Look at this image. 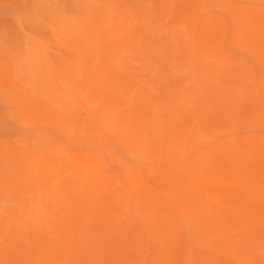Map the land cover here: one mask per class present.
<instances>
[{
	"label": "rangeland",
	"instance_id": "rangeland-1",
	"mask_svg": "<svg viewBox=\"0 0 264 264\" xmlns=\"http://www.w3.org/2000/svg\"><path fill=\"white\" fill-rule=\"evenodd\" d=\"M68 1L71 4L73 1V4L68 5ZM98 1L103 3L101 4ZM75 2L78 3L76 5L77 7L75 6ZM117 2L118 0H112V1L106 0V2L105 0L104 1L103 0H83V1L82 0L79 1L77 0H62V1L61 0H44V1L43 0H0V66L3 67V68L0 67V69L2 68L0 70V183L1 182L3 183L5 181L4 182L5 187L7 186V188H5L4 185H1L2 183L0 184V187L5 189L4 190L0 188L2 189L0 190V193L3 192V194L0 195V212L2 211L0 215V232H1L0 235L4 236V233L2 234V231L5 232V236L3 237V239L0 238V247H1L0 252L2 253L3 251V253H6V250H8L7 252L9 254L6 253L5 254L6 256L4 255L3 257H6L8 259V256L10 255V257L14 258V260L13 259L10 260L9 257L8 260L9 262L6 259V261L9 264H22L21 261L23 262V260L25 259H29L30 261L31 260L33 261L29 262V260L28 261L26 260L23 262V264H27L25 262H29V264L31 263L34 264L33 262L35 261L40 262V264L41 263L42 264L45 263L47 264H78L79 263L80 264V262L81 264H84L83 261H85V264L88 263L94 264V261L95 263L97 262V264H139V263L140 264L141 263L142 264H188V263L189 264H264V196H263L264 195V130H263L264 129V97H263L264 96V69H263L264 65L262 66V64H264V21H263L264 0H130L127 1L126 4H124L125 0L124 2H122V0L121 1L119 0V3L121 2L122 5ZM105 3H108L107 4L108 6L107 5L104 6ZM129 3L131 4V6H129ZM118 4L119 6L121 5L119 7L121 10L118 9ZM132 6L133 7L136 6V7L134 9H131L133 8ZM100 7L102 8V11ZM108 7L111 9H109ZM98 8L100 9L98 10ZM137 8L139 10H137ZM80 9H82L83 12ZM116 9L118 10V12L121 11V13L117 14L115 11ZM174 9L177 10L175 13H174L175 11ZM104 10L105 12H109L106 13L108 15H106L105 12L102 13ZM111 10L113 11V13H111L112 12ZM98 11H101V14L103 15H100V12ZM148 11L150 12L148 13ZM160 11L163 13L162 16H160L161 15ZM158 12L159 14L157 15ZM98 14L100 15V17L102 16L101 19L104 21H105L104 17L108 16L109 21L108 18H106L107 20L106 22H108L109 24L103 21L105 23L104 25V23H102V20L99 18ZM136 14L138 16H135ZM260 15H262V17ZM45 17L47 20L44 19ZM155 17L157 19H159V17L162 19L160 21L157 20ZM169 17L170 19L171 17L173 19L169 20L168 19ZM143 18L145 19V23ZM163 19H165L163 21L164 23L162 22ZM110 20L111 22H114L115 25L114 23H111ZM123 20L126 25L123 23ZM127 20L130 22V23L128 22V25H127ZM139 21L141 22V24ZM156 21H159L161 25L158 24V22ZM170 21L172 23H170ZM27 22L28 24L26 25ZM118 22L120 23V26L118 25L119 24ZM146 23L147 25L143 26ZM81 24H83L84 26ZM22 25L24 27L26 26L25 27L26 30L24 27H21ZM50 25L51 26L55 25L54 27L56 31L54 30V27L52 26L53 27L52 28ZM110 25H112L110 27L111 29L109 28ZM135 25L139 26L140 29L143 28L142 31L145 30L143 31L144 33H142L139 27ZM148 25L150 27L153 26L152 27L153 30L156 29L158 31L159 28H161V30L162 28H164L165 30L163 29L161 31L159 29L160 30L159 33L157 31H152L151 33L154 32V34L153 35L151 34L152 35L151 36L148 31L152 30V28L148 27ZM159 25L161 27H159ZM166 25L168 26V30H167L168 33L166 32L167 29ZM74 26L75 27L78 26V27L75 28ZM81 26H83L82 30H85L86 36L84 34V31L83 32L81 31ZM239 26L242 27L238 28ZM87 27L89 28V32L91 31V33L88 32V34H90L89 36L86 33L88 30ZM104 27L105 28L107 27L108 30L105 29ZM116 27H119V33L115 32L118 31ZM129 27H131V29H129ZM146 27L148 28L146 29ZM189 28H191L190 29L191 32L190 30H187ZM198 28H201L200 33ZM237 28L239 31L237 33H239L240 36H237L238 34L235 32ZM96 29H98V31ZM135 29H137L140 33ZM240 29L243 31H241ZM130 30L133 32V35L131 34ZM257 30H259V33H257L258 32ZM146 31L147 34H145ZM28 32L30 33L29 35ZM188 32L190 34H187ZM233 32L236 34H234ZM106 33L108 35H106ZM134 33L137 35H135ZM164 33L166 35L162 37ZM191 34L193 36H191ZM256 34L259 36L257 37ZM91 35L92 37L94 36L93 37L94 39L91 37ZM134 35L136 36V38L134 37ZM200 35L202 36L200 37ZM129 36L130 38H128ZM137 36L139 37L137 38ZM144 36L145 38H143ZM209 36L213 37L212 39L213 42L207 38ZM21 37L23 38L21 39ZM89 37L90 40L92 38L91 42L93 45L92 44L90 45L91 42H89L90 41ZM131 37H133V39H131ZM203 37H205L206 39ZM110 38L113 41H111ZM127 38L129 40H127ZM214 38L219 39L218 43L216 41L217 39L215 40ZM130 39L133 42H131ZM139 39L141 43L143 42L144 43L143 44L140 43L141 45H139L138 44L140 42ZM21 40L23 43L24 42L26 43L24 44L21 43L22 44L21 45L19 43L21 42ZM80 40L84 42V43L82 42V45H80L81 44ZM120 40L121 42L119 43ZM144 40H146L147 42ZM164 40L165 42H163ZM172 40L174 42L176 41L175 42L176 44ZM183 40L186 41L184 42ZM195 40L196 41L198 40V42H196ZM206 40L209 41V43L211 41L212 42L210 43L211 45H209V43H207ZM27 41H29L30 43ZM87 41L89 44L86 43L87 44L86 46L88 47L84 46L85 42ZM205 41L209 46L205 44ZM257 41L260 42L258 43ZM39 42H41L42 44ZM109 42L110 43L112 42L113 44L111 45ZM126 42L129 44L131 42L133 44H130V46H128ZM150 42H152L151 49L149 47ZM169 42L171 45L173 44L172 47H174L175 49L174 48L172 49L171 46L169 45L168 46L169 52H168L167 45ZM162 43L163 46L161 45ZM203 43L206 46H208V48L205 45H203ZM183 44L188 46L187 47L182 46ZM220 44H222L224 47H222ZM75 45H77L78 48L82 47L81 49H84L82 50V52L86 50V52H83L84 55L81 54L82 53L81 50L75 47ZM118 45H121V49H119L120 46ZM153 45L154 47L156 46V49L153 47ZM159 45H161L160 47L162 48V51L165 52V55L161 51ZM219 45L222 48L219 47ZM131 46L133 48H131ZM109 47L112 48L110 52H109L110 50ZM75 48L77 49V51L80 50L79 52L81 53L77 52ZM128 48L133 53L132 52L130 53L128 51L129 50ZM157 48L158 50L159 49L160 50L158 51ZM170 48L172 50H170ZM189 48H191L193 51H191V49ZM25 49L28 52H25L24 51ZM124 49L126 50V53H128L127 54L128 56L132 54L131 55L132 59H130L132 61L131 62L132 66L133 65L134 66L139 65V66L136 67L131 66V68H128L130 63L129 65H127L128 67L126 66V64L128 63H125V66L123 65L125 62L124 60L127 57L125 56L126 53L124 52ZM152 49L154 50L155 53L158 54V56L160 55V57H158L157 54H155ZM41 50H43L44 52H42ZM121 50L125 53V55L121 56L119 54L120 55L119 56L118 54H116L119 51H120L119 53H121L122 52ZM173 50H175L176 52L175 51L173 52ZM144 51H146L145 58L147 60L144 58L145 56ZM151 51L155 55L151 54L152 53ZM19 52L22 57H20ZM147 52L148 55L151 56L150 58L149 57L147 58L148 56ZM23 53H25V55ZM28 53H30V56ZM205 53L207 54L205 55ZM112 54L113 55L115 54V57L116 55H118L116 57L118 59L114 58ZM162 54H163V58L161 56ZM181 54L184 56H181ZM76 55L78 57H76ZM87 55L91 59V61L85 60L87 58L86 57ZM152 55L153 58L155 56L154 59L152 58ZM26 56H28L30 62L29 60L24 59V57L27 59ZM138 56L141 57L137 59ZM79 57L81 58L83 57L85 59L82 58L80 60ZM128 58L130 57H127L126 62H130ZM157 58L159 59V61L157 60ZM21 59L23 60L25 66L22 65L23 62ZM93 59H95L94 60L95 62L94 61L92 62ZM139 59L140 60L142 59L141 60L142 62H140ZM143 59H145L144 62ZM155 59L157 60V62ZM177 59H179L180 61H178ZM82 60H84L85 62H83ZM136 60L137 61L139 60L138 63L139 62L140 63L139 64L136 63L137 62ZM16 61L22 63H18L19 64L18 65ZM76 61H78V63ZM57 62H59V64ZM84 63L86 64L89 63L88 67ZM92 63L93 65H91ZM110 63H112V65L114 66H111ZM57 64L59 65V68ZM78 64L80 65V68H86L85 70L86 72L88 69L89 74L82 72L84 71L82 69L79 70L81 72H78L80 74H76L77 72L75 71L77 70L76 67L78 66L77 68L79 69ZM94 64L95 65L99 64V67H96L97 66L96 65L95 69L99 68L98 70L101 71L100 74L97 73L98 70L96 71V74L95 71L93 74V70H95ZM21 66L26 67V69L24 67L23 69ZM62 66H65L66 68L65 67L62 68ZM15 67L16 69L21 68L23 70L21 71V69H19L18 72H15L17 71ZM54 67L55 69L58 68L59 70L56 71V74L58 73L60 75L61 73L60 76L58 75L59 78H57L56 77L57 75H55V71L53 70ZM60 69H62V71ZM64 69L66 70L65 71L66 74L62 73ZM71 69L74 70V72ZM89 69H92V75H91V71L89 72ZM110 69L116 72L112 73ZM25 70L27 71V74ZM19 71L24 73L21 74V72ZM49 72L52 75L47 74ZM16 73L17 74L20 73V74L17 75ZM252 73L255 74L254 78L252 77ZM71 74H75L73 75L74 77ZM76 75H78L79 77H76ZM87 76L90 77L92 76L91 77L92 80L91 78L90 79L87 78ZM48 77H51L52 79L50 78L49 80ZM67 77L70 78H68L67 80L66 79ZM42 78L43 79L47 78V79L43 80ZM95 78L97 79V81H95L96 80ZM70 79L72 81H70ZM253 79L256 80L255 84ZM47 80H49L50 82L53 81L54 83L52 82V84H50V82ZM61 80L63 81L61 82ZM66 80L68 82L70 81L69 82L70 85L66 82ZM175 80H177L176 84L178 83L179 84L177 87H172L174 86L173 85L174 82L172 81ZM73 81H75L76 83ZM18 82L21 84H19ZM82 82L83 84L81 85L80 83ZM94 83L95 84L98 83V84H96L95 86ZM103 83L106 84V86H104ZM47 85L48 86L52 85V86H49L48 88ZM67 85L68 87H66ZM72 85H74V88L73 87L70 88ZM25 86L26 87L28 86V88H26ZM92 86L96 88L92 89L93 88ZM77 87L80 90L77 89ZM89 87L92 88L90 89ZM102 87L104 89H102ZM106 87L107 88L113 87V88L109 91V89H107ZM120 87H122L123 89L120 90L121 89ZM46 88L48 90H46ZM23 89L26 92L22 91ZM69 89H71V92ZM101 89L104 92L105 90L106 91L108 90V92H105L106 95L104 94V92H102L101 94ZM72 90L75 91V93L77 94L73 93ZM81 90L83 93L81 92ZM114 90H116L115 91L116 93L114 92ZM78 91L82 93V95L80 94L81 97L79 96ZM20 92L23 93L25 96L20 94ZM202 92L205 97L199 95ZM20 95L23 96V97L21 96V99H19ZM26 95L33 96L31 97L32 99L30 98V102H28L30 96H26ZM74 95L77 96V98ZM68 96L70 98H68ZM82 96L84 99L82 98ZM97 96L101 100H98ZM195 96L199 97L200 99L197 97L195 99ZM37 97H39V99ZM92 97H94L95 99ZM102 98L103 100L104 99L105 100L102 101ZM41 99L43 102L41 101ZM13 101L14 102L16 101L17 103L16 102L14 103ZM57 102L58 104L60 103L59 106H57L58 105ZM104 102L108 105L104 104ZM204 104L206 106H204ZM24 105L26 106L28 105V106L26 107ZM55 105L56 107H54ZM78 105L80 108L78 107ZM148 105L150 108L148 107ZM46 107H48V109ZM98 107L101 108L99 109ZM54 108H57L59 111ZM124 108L127 109L129 108L130 112H128L127 109ZM22 110H25V112H21ZM49 110L51 111L47 112ZM56 111L58 112V115ZM80 111L82 113H80ZM66 112L69 114V116ZM84 112L86 114L88 112V114H90L92 117L88 114L87 115L84 114ZM143 112H145V114ZM22 113H25V116L24 114L22 115ZM41 113L44 114L47 113V114L43 116L44 114L41 115ZM59 113L62 115L63 118L64 117L66 118V116L68 117L66 119L65 118L62 119ZM95 113H97V115ZM104 113L106 114L104 115ZM39 114L40 116H38ZM110 114L112 115L109 117ZM54 115L55 117H57L56 119L58 120V123L56 119H54L55 121L51 120L52 123H50L51 121H49V119L55 118ZM93 115L97 116V118L94 119L95 116L93 117ZM59 116L61 119L59 118ZM110 118L113 119H111L110 121L109 120ZM143 119L146 120L143 121ZM69 122L71 126L70 124H68ZM47 123L49 124L50 127L48 126ZM143 125H145V127ZM58 126L60 129L58 128ZM74 126L75 129H73ZM124 126H128V128H130L128 129L129 132H127V129H125L126 127ZM43 127L45 130L46 129L48 130H46V132L44 131V129L39 131ZM71 127L73 131L70 129ZM135 127L137 128V130L139 129V131H137ZM80 130L82 133L79 132ZM90 130L94 132L91 131L92 132L91 133ZM70 131H72L74 135ZM106 131L107 134L109 133L108 135H106ZM78 132L81 134H79ZM185 132H188L187 133L188 135ZM226 132L228 135L226 134ZM75 133H76V137L79 136L80 138L79 137L76 138ZM92 134L93 135L96 134V136L99 135L97 137L98 139L96 138V136H92ZM103 134L106 136H103ZM59 135L63 138H61ZM72 135L75 137V139L74 137L72 138ZM88 135L90 136L88 137ZM141 135L143 136L145 135V136L143 137ZM84 136L88 138H85ZM126 136L127 138L130 137L131 138L127 140ZM134 136H136L137 138L139 137L140 140L138 139L139 141H137V138ZM99 137H101V139ZM39 138H41L42 140ZM82 138L83 140H81ZM76 139L77 140L79 139V141H76ZM106 139H108L109 141ZM181 139L182 141L184 139V141L182 142ZM66 140L69 141L67 142ZM70 140H74V142H71ZM35 141L37 143L39 141L41 146H39V144L37 145ZM129 141H130L129 143L130 145L128 144ZM63 142L67 144L64 143L65 144L64 145ZM75 142L77 144H75ZM198 142L201 143L199 144ZM51 143L54 145V147ZM78 143L80 145H78ZM106 143H108L109 145H107ZM144 143H146L147 145H145ZM179 143L181 144V146ZM196 143H198L200 146ZM68 144L70 147L68 146ZM105 144L108 146V149ZM195 144L199 146V148L196 147ZM50 145L51 148L49 147ZM99 145H103V146H99ZM205 145L207 146L204 148L203 146ZM27 146L29 147L31 146L30 148L31 149L34 148V149L29 150V147L27 149ZM38 146L39 148L41 147L42 148L39 149ZM94 146H96L95 153L96 154L98 153L97 154L98 156L95 153H93ZM109 146H111V148ZM183 146L184 148L186 147L184 149L185 151H183L182 148ZM194 146L196 149H193ZM97 147H99L98 150L101 151L103 154L97 150ZM188 147H190V149ZM22 148L24 150H22ZM47 148L48 150L51 151L46 150ZM18 151H20L19 154L22 159L18 157L16 153ZM49 152L50 153L52 152L53 155L49 154ZM62 152H64L67 156L62 155ZM143 152L145 155H143ZM154 152L157 153L155 159L152 157V155H155ZM159 152H161V154ZM27 153L29 154V156L31 155V157L27 156L28 155ZM48 155L51 157V159L50 157H48ZM86 155L88 158L86 157ZM92 155L96 156V157L93 156V161L96 164L94 162L92 164L91 163L92 161H90L92 160L91 158ZM54 156H58L60 159ZM218 156H220V158ZM73 157L78 161L75 160L76 161L75 162L73 160ZM29 158H31V161ZM167 158H169V160ZM193 158L194 160H192ZM56 159L59 163H57ZM114 159L119 164L121 163L126 164L124 165L126 167V170L131 172L128 173L132 174L133 172V174L137 176L136 177L133 175L134 178L137 179L138 175L140 177L143 175L141 177V180L137 179V181L140 180L138 182L139 185H137L138 184L136 183L137 181L135 182L136 179L131 178L133 176L129 175L127 171L123 169L124 166L122 164L120 166L119 164H117V162H116L117 165L114 163L115 162ZM141 159L143 160V162L144 161L146 162L140 163ZM96 160L99 161L97 162ZM119 160L121 163L119 162ZM188 160H192V161L188 162ZM169 161H174V163H170ZM186 161L188 163H186ZM63 162L69 163L68 165H70V166H66L67 171L65 170V166H63L64 164ZM100 162L101 165H99ZM132 162L133 163L136 162V163L133 164ZM192 162H194L195 164H193ZM55 163H57L58 168L57 165H53V166L51 165ZM66 163L64 165H67ZM130 163H132V165ZM72 164L75 166L76 169L73 167ZM140 164L141 166H139ZM32 165L33 166L35 165L33 167L34 169H36L35 172L34 169L30 168L32 167ZM180 166H182L184 169L187 168V170L183 171L184 169ZM63 167L64 169H62ZM120 167L123 170H121ZM139 167L140 168L143 167L144 169L142 168L141 170ZM148 167L150 169H148ZM160 167L161 168L163 167V169H160ZM179 167L182 168V170ZM55 168L59 170L56 171L57 169L55 170ZM144 170L147 172L144 173L145 172ZM28 171L30 175L29 173H27ZM73 171L75 173H73ZM77 172H79L80 174H78ZM136 172H138V174H136ZM40 173H42L43 175L44 174L47 175V177L49 179L51 178V180H48V182H46L48 178L45 175L44 176L42 174L40 175ZM60 173H62V175ZM121 173H122V178L120 176ZM8 174L11 175V177L15 176L16 178L14 177V179L16 181L13 179L12 181L14 182L11 183L12 182L11 179L13 177L10 178ZM146 174L148 176H146ZM25 175L27 176L25 177ZM37 175H39L40 177H37ZM4 176L6 177V180ZM23 176L24 178H26L27 185L24 184L25 179H23ZM111 177L113 178L110 179ZM37 178L39 179L38 181ZM202 179L204 180L203 182H201ZM23 180L24 182H22ZM126 180L127 182L125 183ZM18 181L22 183L19 184L20 182L18 183ZM39 181L41 185H39ZM43 181H45L46 185L48 184L47 187H45V190L42 189V187L44 188V186H46ZM205 181L207 182V184ZM35 182H38V184H36ZM217 182H219L220 184ZM148 183H152V184H148ZM126 184L129 185V187L130 185H133L131 186L132 188L129 189L130 192L127 189L129 187L128 186L126 187ZM11 185L15 186V188L13 189L12 188L13 186ZM28 185H30V187ZM21 186L24 192L28 190V189L26 190L25 188H29L30 191L26 193L22 192L21 190H19ZM17 187L20 188L18 189ZM72 188L73 189L75 188L74 190L77 189L76 191L78 193H76V191H74ZM83 188H85L86 190H84ZM111 189L113 190L111 191ZM7 190L9 192H7ZM156 190H158V192ZM45 191H49V193ZM4 192L5 194L7 193L9 194L5 196ZM20 192L22 194H20ZM29 192L30 193L35 192L34 193L35 195H32ZM123 192L125 193V196ZM10 194H12L10 196L11 199L9 198ZM27 194H30L32 197ZM60 195H64V196H60ZM157 196H159V198ZM198 196L200 198H198ZM5 197H8L10 200L4 201L3 198L5 200L8 199ZM43 197L45 198L43 199ZM51 197L53 198L54 201L52 200ZM68 197L70 200L74 199L73 201H75L76 203L72 201V204L75 207L68 206L69 205L68 203L71 204ZM21 198H23L24 200ZM62 198L64 202L68 201L66 207L69 208V211L68 208L67 209L64 208L66 203L62 201ZM202 199L204 201H202ZM56 200H58L59 202L58 201H57L58 203L55 202ZM60 201L61 203H64L63 204L64 207L61 205ZM134 201L137 202L135 203ZM125 202L128 205L125 204ZM35 203L38 206H36ZM40 203L42 204V206ZM50 203L54 204V206ZM31 205H33V208H31L32 207ZM6 206L10 208V209L7 208L8 211L5 210ZM125 206L127 208H125ZM20 207L23 209L25 207V209L22 211ZM59 207L64 208V210L68 212H65L62 208ZM70 207L74 208L75 210L74 209L73 210L75 212ZM35 208L38 209V211L40 212H38L37 210L35 212ZM57 209L58 210L62 209L63 214L64 213L67 214L63 215L62 210L58 211L57 213H54V211L56 212ZM20 210L22 211V213ZM70 210H72V213H69ZM135 210H137V212ZM29 211L30 212L32 211L31 216H29L31 214ZM46 211H49L51 213L49 212L47 213ZM16 212H18L19 216L17 215ZM37 212L40 214H37ZM58 213H60L59 214L60 216L62 214L60 220L59 218H57L60 217L58 216ZM133 213H136L137 215ZM142 213L145 214L142 215ZM48 214L50 217H48ZM50 214L51 215L57 214V215H53L54 216L53 217ZM33 215L35 216V220L37 219V217L41 216L39 217L41 221H39V219H37L38 221H35L33 219L34 218ZM44 215L47 220L43 219ZM17 216L18 218H16ZM27 216L30 218H28ZM145 216L146 217L149 216V217L146 218ZM49 218L51 220L58 219V221L56 222L54 221L52 222L53 224H51ZM42 219L44 220L45 223H43ZM29 221L32 222V225L29 224L30 223ZM17 222L18 224H16ZM44 224H47V226L48 224H51L49 225V228L45 227L48 229L46 231L45 228L42 227L44 226ZM4 225L5 227L6 225H8L9 228L7 227L3 228ZM51 226L53 227L54 230L53 233L50 232L51 230L50 228H52ZM190 226H192L195 229L193 228L190 229ZM34 228L39 230V232L41 233L40 234L37 230H35L36 235L37 233L40 234L39 236L37 235L40 238V240L35 235L34 230H32ZM16 229H18L17 231L19 233L16 231ZM84 230L85 231L87 230L86 233L88 234H86ZM193 231H195V233H193ZM49 232L51 233L50 235ZM47 233L48 235H46ZM226 234H228V236H226ZM11 235L13 237H11ZM41 235L42 238L45 239V241H43ZM35 236L37 239L35 238ZM10 237L12 239H10ZM23 237L26 240L22 239ZM45 237H48L50 239L48 238L46 239ZM7 239L13 240L12 244L9 243L10 241H7ZM32 240L37 242L35 247L32 246L33 245ZM6 241L10 245L6 244ZM47 242L49 243L47 244ZM26 243L29 247L27 245H24ZM51 244H53L54 246ZM3 245H5L6 248L5 246L3 247ZM9 246L11 247L13 246L12 247L13 249L12 248L8 249ZM26 246L28 247V249L26 248ZM188 246H189V250L187 249ZM16 247L18 249H16ZM36 247L39 248V250L36 251L38 253L34 251ZM20 248H22L25 251V253L23 252V255L20 252L22 251V249ZM24 248H26L29 253L28 252L26 253V250ZM11 249L14 250V253ZM42 250L46 252H43L44 253L43 254L41 252ZM39 251L41 252V254H39L40 253ZM19 252H20L19 257L20 255H22L20 258H18ZM97 252L98 254H96ZM1 253H0V257H1L0 260L2 262L0 264H4L5 260L2 257L3 254L1 255ZM10 253H12L13 255L15 254V256H11ZM25 254L28 255L30 254L29 256L31 255L32 256L26 258ZM34 255H38V256L34 257ZM40 255L42 259L43 257H46L44 258V263L43 260L40 258ZM48 255H50L49 258H47ZM72 255L75 256V261ZM24 257L25 259L22 260V258ZM16 259L19 260L18 261L19 263L17 261L15 262ZM78 260L80 262H78ZM36 262L35 264H39Z\"/></svg>",
	"mask_w": 264,
	"mask_h": 264
},
{
	"label": "bare ground",
	"instance_id": "bare-ground-1",
	"mask_svg": "<svg viewBox=\"0 0 264 264\" xmlns=\"http://www.w3.org/2000/svg\"><path fill=\"white\" fill-rule=\"evenodd\" d=\"M43 1H44V0H43ZM61 1H62V0H61ZM77 1H79V0H77ZM82 1H83V0H82ZM103 1H104V0H103ZM111 1H112V0H111ZM120 1H121V0H120ZM127 1H130V0H127ZM127 1L125 0V2H124V0H122V2H124V4H126ZM36 2H37V1H36ZM63 2H64V1H63ZM70 2H71V1H70ZM98 2H100V1H98ZM98 2H97V3H98ZM105 2H106V0H105ZM41 3H42V2H41ZM44 3H45V2H44ZM55 3H56V2H55ZM100 3L102 4L103 2H100ZM108 3H109V2H108ZM108 3H105L104 6L107 5ZM117 3H119V0H118ZM64 4H65V3H64ZM70 4H71V3H69V1H68V5H70ZM72 4H73V1H72ZM72 4H71V5H72ZM77 4H78V3L75 2V6H76ZM113 4H114V3H113ZM119 4H121V2H120ZM119 4H118V9L121 10L119 7H120L122 4H121L120 6H119ZM127 4H128V3H127ZM171 4H172V3H171ZM42 5H43V4H42ZM134 5H135V4H134ZM49 6H50V5H49ZM51 6H52V5H51ZM88 6H89V5H88ZM102 6H103V5H102ZM107 6H108V5H107ZM107 6H106V7H107ZM129 6H131L130 3H129ZM138 6H139V5H138ZM172 6H173V5H172ZM179 6H180V5H179ZM47 7H48V6H47ZM59 7H60V5H59ZM76 7H77V6H76ZM111 7H112V6H111ZM132 7H133V6H132ZM135 7H136V6H135ZM135 7L131 8V9H134ZM44 8H45V7H44ZM92 8H93V7H92ZM100 8H101V7H100ZM100 8H98V10H99ZM108 8H109V7H108ZM115 8H117V7H115ZM115 8H113V9H115ZM171 8H172V7H171ZM57 9H58V8H57ZM93 9H94V8H93ZM104 9H105V8H104ZM109 9H111V8H109ZM113 9H112V10H113ZM47 10H48V8H47ZM80 10H82V9H80ZM83 10H84V8H83ZM83 10H82V12H83ZM112 10H111V11H112ZM137 10H139V9L137 8ZM170 10H171V9H170ZM174 10H175V11H174V13H175L177 10H176V9H174ZM43 11H44V10H43ZM101 11H102V8H101ZM101 11H98V12H100V15H103V14H101ZM106 11H107V9H106ZM115 11H116L117 14H118V13H121V11L118 12L117 9H116ZM115 11H114V12H115ZM133 11H134V10H133ZM146 11H147V10H146ZM181 11H182V10H181ZM104 12H105V10H104L102 13H104ZM136 12H137V11H136ZM140 12H141V11H140ZM149 12H150V11H148V13H149ZM160 12H161V11H160ZM45 13H47V12H45ZM80 13H81V11H80ZM106 13H109V12H105V14H106ZM111 13H113V11H112ZM146 13H147V12H146ZM164 13H165V12H164ZM36 14H37V13H36ZM134 14H135V12H134ZM152 14H153V13H152ZM158 14H159V12L157 13V15H158ZM160 14H161L160 16H162L163 13L161 12ZM168 14H169V13H168ZM260 14H261V13H260ZM37 15H38V14H37ZM37 15H36V17H37ZM43 15H44V14H43ZM93 15H94V13H93ZM98 15H99V14H98ZM100 15H99V18L101 19L102 16L100 17ZM106 15H108V14H106ZM115 15H116V14H115ZM119 15H121V14H119ZM150 15H151V14H150ZM155 15H156V14H155ZM45 16H46V15H45ZM74 16H75V15H74ZM111 16H112V14H111ZM117 16H118V15H117ZM135 16H138V15L136 14ZM140 16H141V15H140ZM173 16H174V15H173ZM173 16H172V17H173ZM260 16L262 17V15H260ZM48 17H49V16H48ZM59 17H60V16H59ZM94 17H95V16H94ZM123 17H124V16H123ZM142 17H143V16H142ZM172 17H171V19H173L175 16H174L173 18H172ZM39 18H41V17H39ZM39 18H38V19H39ZM96 18H97V16H96ZM106 18H108V16H107V17H104L105 21L101 19V20H102V23H104V22L107 21ZM111 18H112V17H111ZM113 18H114V16H113ZM127 18H128V17H127ZM135 18H136V17H135ZM145 18H146V17H145ZM155 18H156V17H155ZM155 18H154V19H155ZM44 19H46V17H45ZM50 19H52V18H50ZM84 19H85V18H84ZM94 19H95V18H94ZM118 19H119V18H118ZM125 19H126V18H125ZM125 19H124V20H125ZM136 19H137V18H136ZM143 19H144V18H143ZM156 19H157V18H156ZM161 19H162V18L159 17V19H157V20H160V21H161ZM168 19L171 20L170 17H169ZM35 20H36V19H35ZM46 20H47V19H46ZM48 20H49V19H48ZM76 20H77V19H76ZM85 20H86V19H85ZM112 20H113V19H112ZM124 20H123V23L125 24ZM129 20H131V19H129ZM137 20H138V19H137ZM164 20H165V19H163L162 22H163ZM31 21H32V19H31ZM51 21H52V20H51ZM67 21H69V20H67ZM103 21H104V22H103ZM108 21H109V18H108ZM120 21H121V20H120ZM140 21H141V20H140ZM140 21H139V22H140ZM148 21H149V20H148ZM263 21H264V20H263ZM21 22H22V21H21ZM34 22H35V21H34ZM79 22H80V21H79ZM79 22H78V23H79ZM89 22H90V21H89ZM99 22H100V21H99ZM110 22H111V20H110ZM128 22H129V21L127 20V25H128ZM156 22H158V24H160L159 21H156ZM156 22H155V23H156ZM162 22H161V23H162ZM31 23H32V22H31ZM40 23H41V21H40ZM45 23H46V22H45ZM58 23H59V20H58ZM58 23H57V24H58ZM106 23H108V22H106ZM111 23H114V22H111ZM111 23H110V24H111ZM116 23H117V22H116ZM118 23H119V22H118ZM121 23H122V22H121ZM129 23H130V22H129ZM144 23H145V19H144ZM144 23H143V24H144ZM148 23H149V22H148ZM151 23H152V21H151ZM153 23H154V22H153ZM163 23H164V22H163ZM165 23H166V22H165ZM170 23H172V22L170 21ZM192 23H193V22H192ZM237 23H238V21H237ZM21 24H22V23H21ZM27 24H28V22L26 23V25H27ZM43 24H44V23H43ZM52 24H53V22H52ZM68 24H69V22H68ZM68 24H67V25H68ZM108 24H109V23H108ZM124 24H123V25H124ZM140 24H141V22H140ZM193 24H194V23H193ZM193 24H191V25H193ZM205 24H207V23H205ZM208 24H209V23H208ZM32 25H33V24H32ZM32 25H31V26H32ZM79 25H80V24H79ZM81 25H83V24H81ZM85 25H86V24H85ZM88 25H89V24H88ZM104 25H105V23H104ZM114 25H115V23H114ZM118 25L120 26V23H119ZM125 25H126V24H125ZM146 25H147V23H146L145 25H143V26H146ZM160 25H161V24H160ZM160 25H159V27H161ZM163 25H165V24H163ZM194 25H195V24H194ZM237 25H240V24H237ZM33 26H34V25H33ZM50 26H51V25H50ZM52 26H53V25H52ZM52 26H51V27H52ZM54 26H55V25H54ZM54 26H53V27H54ZM61 26H62V25H61ZM83 26H84V25H83ZM83 26H81V31H82V32L84 31V34H85V30H82V27H83ZM111 26H112V25H110L109 28H110ZM135 26H137V25H135ZM166 26H167V25H166ZM171 26H172V24H171ZM21 27H24V26L22 25ZM25 27H26V26H25ZM25 27H24V28H25ZM48 27H49V26H48ZM53 27H52V28H53ZM63 27H64V25H63ZM74 27H75V26H74ZM76 27H78V26H76ZM76 27H75V28H76ZM90 27H91V25H90ZM122 27H123V26H122ZM137 27H139V26H137ZM148 27H150V26L148 25ZM148 27H146V29H147ZM152 27H153V26H151L150 28H152ZM154 27H155V25H154ZM157 27H158V26H157ZM195 27H196V26H195ZM204 27H205V26H204ZM241 27H242V26H239L238 28H241ZM257 27H258V26H257ZM24 28H23V29H24ZM28 28H29V27H28ZM28 28H27V29H28ZM58 28H59V27H58ZM87 28H88V27H87ZM104 28H105V27H104ZM104 28H103V29H104ZM135 28H136V27H135ZM201 28H202V27H201ZM201 28H198V29H199V33H200V29H201ZM238 28H237L236 31L234 30L236 33L239 32V31H238ZM259 28H260V27H259ZM23 29H22V30H23ZM77 29H78V28H77ZM85 29H86V28H85ZM93 29H94V28H93ZM99 29H102V28H99ZM105 29H107V27H106ZM110 29H111V28H110ZM110 29H109V30H110ZM116 29H118V31H115V32L119 33V27H116ZM116 29H115V30H116ZM129 29H131V27H129ZM137 29H138V28H137ZM137 29H135V30L138 31V30L140 29V27H139L138 30H137ZM142 29H143V28H142ZM142 29H140V30L142 31ZM159 29L161 30V28H159ZM159 29H158V31H157L156 29L153 30V28H152V30H150V31H148V32L150 33V35H151V34L153 35L154 32H153V33H151V32H152V31H157V32L159 33V31H160ZM163 29H164V28H162V30H163ZM169 29H170V28H169ZM190 29H191V28H189V29H187V30H190ZM25 30H26V28H25ZM54 30H55V27H54ZM78 30H79V29H78ZM86 30H87V29H86ZM90 30H91V29H90ZM96 30L98 31V29H96ZM96 30H95V31H96ZM107 30H108V29H107ZM113 30H114V29H113ZM124 30H125V29H124ZM135 30H134V31H135ZM140 30H139V31H140ZM162 30H161V31H162ZM164 30H165V29H164ZM167 30H168V26H167V29H166V32L168 33ZM240 30H241V29H240ZM245 30H246V29H245ZM52 31H53V30H52ZM55 31H56V30H55ZM79 31H80V30H79ZM81 31H80V32H81ZM92 31H93V30H92ZM100 31H101V30H100ZM127 31H128V30H127ZM130 31H131V30H130ZM139 31H138V32H139ZM143 31H145V30H143ZM143 31H142V33H144ZM169 31H170V30H169ZM193 31H194V30H193ZM241 31H243V30H241ZM257 31H258L257 33H259V30H257ZM12 32H13V31H12ZM22 32H23V31H22ZM88 32H89V28H88V30H87L86 33L88 34ZM102 32H103V31H102ZM102 32H101V33H102ZM104 32H105V30H104ZM109 32H110V31H109ZM128 32H129V31H128ZM166 32H165V33H166ZM190 32H191V30H190ZM195 32H196V31H195ZM203 32H204V31H203ZM53 33H54V32H53ZM89 33H91V31H90ZM107 33H108V31H107ZM107 33H106V35H108ZM126 33H127V32H126ZM129 33H130V32H129ZM139 33H140V32H139ZM155 33H156V32H155ZM165 33H164V35L162 34L163 36H162V35H161V36L164 37V36L167 34V33H166V34H165ZM193 33H194V32H193ZM210 33H212V32H210ZM233 33H234V32H233ZM236 33H234V34H236ZM240 33H241V32H240ZM29 34H30V33L28 32V35H29ZM81 34H82V33H81ZM113 34H114V32H113ZM127 34H128V33H127ZM131 34L133 35V32H132V31H131ZM134 34H135V33H134ZM145 34H147V31L145 32ZM187 34H190V33L188 32ZM237 34H238L237 36H240L239 33H237ZM89 35H90V34H88V36H89ZM128 35H129V34H128ZM135 35H137V34H135ZM135 35H134V37L136 38ZM139 35H140V34H139ZM152 35H151V36H152ZM156 35H157V34H156ZM197 35H198V33H197ZM197 35H196V36H197ZM256 35H257V34H256ZM30 36H31V35H30ZM85 36H86V34H85ZM111 36H112V35H111ZM114 36H115V35H114ZM151 36H150V37H151ZM154 36H155V35H154ZM159 36H160V35H159ZM187 36H188V35H187ZM191 36H193V35L191 34ZM201 36H202V35H200V37H201ZM258 36H259V35H257V37H258ZM31 37H32V36H31ZM54 37H55V35H54ZM80 37H81V36H80ZM91 37H92V35H91ZM93 37H94V36H93ZM93 37H92V38H93ZM116 37H117V36H116ZM138 37H139V36H137V38H138ZM156 37H157V36H156ZM184 37H185V36H184ZM198 37H199V35H198ZM209 37H212V36H209ZM209 37H207V38L210 39V40L213 42V40H212L213 37H212V38H209ZM22 38H23V37H21V39H22ZM32 38H33V37H32ZM35 38H36V37H35ZM92 38H91V40H92ZM105 38H106V37H105ZM128 38H130V36H129ZM128 38H127V40H129ZM135 38H134V39H135ZM143 38H145V36H144ZM154 38H155V37H154ZM170 38H173V37H170ZM189 38H190V37H189ZM192 38H193V37H192ZM195 38H196V37H195ZM203 38H205V37H203ZM33 39H34V38H33ZM37 39H38V38H37ZM93 39H94V38H93ZM131 39H133V37H131ZM131 39H130V40H131ZM140 39H141V38H140ZM140 39H139V41H140ZM146 39H147V37H146ZM151 39H152V38H151ZM162 39H163V38H162ZM193 39H194V38H193ZM205 39H206V38H205ZM214 39L216 40L217 38H214ZM27 40H28V39H27ZM35 40H36V39H35ZM78 40H79V39H78ZM89 40H90V37H89ZM89 40H88V41H89ZM91 40H90L89 42H91ZM96 40H97V39H96ZM96 40H95V42H96ZM110 40L113 41L111 38H110ZM122 40H123V38H122ZM157 40H158V39H157ZM165 40H166V39H165ZM165 40H164L163 42H165ZM167 40H168V39H167ZM191 40H192V39H191ZM198 40H200V39H198ZM198 40H197V41L195 40V41L198 42ZM215 40H214V41H215ZM36 41H37V40H36ZM57 41H58V40H57ZM60 41H61V40H60ZM80 41H81V40H80ZM88 41L85 42V45H84V46H86L87 44H89ZM114 41H115V39H114ZM135 41H136V40H135ZM139 41H138V42H139ZM144 41H146V40H144ZM172 41H173V40H172ZM183 41H184V40H183ZM185 41H186V40H185ZM185 41H184V42H185ZM206 41H207V40H206ZM206 41H205V44L208 45L207 43H209V41H207V43H206ZM211 41H210V43H212ZM216 41H217V43H218L219 39H217ZM27 42H29V41H27ZM37 42H38V41H37ZM82 42H83V41H81V44H80V45H82ZM95 42H94V43H95ZM120 42H121V40L119 41V43H120ZM122 42H123V41H122ZM131 42H133V41L131 40ZM131 42H130V44H133V43H131ZM146 42H147V41H146ZM152 42H153V40H152ZM152 42H150V44L148 43V44L150 45V46H149L150 49H151V45H152L151 43H152ZM173 42H174V41H173ZM175 42H176V41H175ZM175 42H174V43H175ZM188 42H189V41H188ZM190 42H191V41H190ZM257 42L259 43L260 41H257ZM19 43H20V44L23 43L22 40H21V42H19ZM24 43H26V42H24ZM24 43H23V44H24ZM29 43H30V42H29ZM39 43H41V42H39ZM61 43H62V42H61ZM83 43H84V42H83ZM86 43H87V44H86ZM109 43H110V42H109ZM116 43H117V41H116ZM140 43H141V41H140L138 44L141 45V44H143L144 42L141 43V44H140ZM154 43H155V42H154ZM160 43H161V42H160ZM210 43H209V45H211ZM219 43H220V42H219ZM255 43H256V42H255ZM27 44H28V43H27ZM41 44H42V43H41ZM62 44H63V43H62ZM91 44H92V42L90 43V45H91ZM110 44L112 45L113 43L111 42ZM123 44H124V43H123ZM126 44H127L128 46H130L129 43L126 42ZM136 44H137V43H136ZM164 44H165V43H164ZM175 44H176V43H175ZM186 44H187V43H186ZM188 44H189V43H188ZM205 44L203 43V45H205ZM213 44H214V43H213ZM213 44H212V45H213ZM21 45H22V44H21ZM25 45H26V44H25ZM32 45H33V44H32ZM43 45H45V44H43ZM80 45H79V46H80ZM90 45H89V46H90ZM92 45H93V44H92ZM101 45H102V44H101ZM107 45H108V44H107ZM127 45H126V47H127ZM139 45H138V46H139ZM146 45H147V44H146ZM154 45H156V44H154ZM154 45H153V47H154ZM161 45L163 46V43H162ZM161 45H159V47H160ZM169 45L171 46L172 49L174 48V47H172L173 44L171 45L170 42H169L168 45H167V49H168V46H169ZM192 45H193V44H192ZM206 45H205V46H206ZM209 45H208V46H209ZM220 45H221L222 47H224L222 44H220ZM220 45H219V47H221ZM258 45H259V44H258ZM113 46H115V45H113ZM116 46H117V44H116ZM118 46H120L119 49H121V45H118ZM123 46H124V45H123ZM138 46H137V49H138ZM182 46H186V45L183 44ZM187 46H188V45H187ZM187 46H186V47H187ZM195 46H196V44H195ZM201 46H202V44H201ZM205 46H204V47H205ZM208 46H206V47L208 48ZM216 46H217V45H216ZM23 47H24V46H23ZM28 47H29V46H28ZM45 47H46V46H45ZM75 47H77V45H75ZM86 47H88V46H86ZM101 47H103V46H101ZM107 47H108V46H107ZM110 47H111V46H110ZM110 47H109V48H110ZM144 47H145V45H144ZM147 47H148V46H147ZM157 47H158V45H157ZM165 47H166V46H165ZM186 47H185V48H186ZM190 47H191V46H190ZM213 47H215V46H213ZM222 47H221V48H222ZM19 48H20V47H19ZM47 48H48V47H47ZM77 48H78V47H77ZM81 48H82V47H81ZM81 48H78V49H80L81 52H82V50H84V49H81ZM114 48H116V47H114ZM131 48H133V47L131 46ZM134 48H135V47H134ZM154 48L156 49V46H155ZM154 48H153V49H154ZM163 48H164V47H163ZM171 48H170V50H172ZM211 48H212V47H211ZM217 48H218V47H217ZM221 48H220V49H221ZM48 49H49V48H48ZM75 49H76V48H75ZM75 49H74V50H75ZM107 49H108V48H107ZM128 49H129V48H128ZM144 49H145V48H144ZM153 49H152V50H153ZM160 49H161V51H162V48H161V47H160ZM160 49H159V50H160ZM174 49H175V48H174ZM189 49H191V48H189ZM213 49H215V48H213ZM223 49H224V48H223ZM51 50H52V49H51ZM80 50L77 51V49H76L77 52H79ZM103 50H104V48H103ZM111 50H112V48H110L109 52H110ZM122 50H123V47H122ZM122 50H121V51H122ZM133 50H135V49H133ZM141 50H142V49H141ZM147 50H148V49H147ZM147 50H146V51H147ZM157 50H158V48H157ZM159 50H158V51H159ZM165 50H166V49H165ZM186 50H187V49H186ZM203 50H204V49H203ZM24 51H25V52H28V51H26V49H25ZM41 51L44 52L43 50H41ZM53 51H54V50H53ZM128 51H129L130 53L132 52V51H130V49H129ZM146 51H144L145 56L142 55V56H144V58L146 57V53H145ZM174 51H175V50H173V52H174ZM178 51H179V50H178ZM191 51H193V50L191 49ZM191 51H190V52H191ZM209 51H210V50H209ZM220 51H221V50H220ZM224 51H225V50H224ZM31 52H32V50H31ZM39 52H40V51H39ZM49 52H51V51H49ZM69 52H70V51H69ZM81 52H79V53H81ZM83 52H86V50L83 51ZM83 52H82L81 54H83ZM112 52H113V51H112ZM119 52H120V51H119ZM119 52L116 53V54H118V55L120 54L121 56H123V55H125L126 50L124 49V52H125V53L122 51V52H123V53L121 52L122 54L119 53ZM151 52H152V51H151ZM153 52H154V50H153ZM153 52H152L151 54H154V53H155V52H154V53H153ZM162 52H163V51H162ZM162 52H161V53H162ZM168 52H169V49H168ZM175 52H176V51H175ZM182 52H183V51H182ZM188 52H189V51H188ZM33 53H34V52H33ZM55 53H57V52H55ZM71 53H72V52H71ZM73 53H74V51H73ZM79 53H78V54H79ZM132 53H133V52H132ZM149 53H150V51H149ZM163 53H164V55H165V52H163ZM186 53H187V52H186ZM208 53H209V52H208ZM224 53H225V52H224ZM224 53H223V54H224ZM257 53H258V52H257ZM23 54L25 55V53H23ZM28 54H29V56H30V53H28ZM28 54H27V55H28ZM58 54H59V53H58ZM60 54H61V53H60ZM76 54H77V53H76ZM127 54H128V53H126L125 56L130 57V58H128L130 62H126V59H127V57H126V59L124 60L125 62H124L123 65L125 66V63H128V64H126V66H127V65H129V63H130L129 67H128V66H127V67H128V68H131V66H132V63H131V62H132V61H131L130 59H132V57H131L132 54H131L130 56H128ZM134 54H135V53H134ZM139 54H140V53H139ZM139 54H138V55H139ZM155 54H157V53H155ZM155 54H154V55H155ZM159 54H160V52H159ZM173 54H174V53H173ZM190 54H191V53H190ZM193 54H194V53H193ZM206 54H207V53H205V55H206ZM259 54H260V52H259ZM19 55H20V52H19ZM33 55H34V54H33ZM37 55H38V54H37ZM41 55H42V53H41ZM70 55H71V54H70ZM74 55H75V54H74ZM83 55H84V54H83ZM118 55H116V57H117ZM120 55H119V56H120ZM147 55H148V52H147ZM174 55H175V54H174ZM187 55H189V54H187ZM17 56H18V55H17ZM62 56H63V55H62ZM112 56H114V58H116V57H115V54H114V55L112 54ZM134 56H135V55H134ZM134 56H133V57H134ZM157 56H158V54H157ZM157 56H156V57H157ZM161 56H162V58H163V54H162ZM168 56H169V55H168ZM179 56H180V55H179ZM181 56H184V55L181 54ZM223 56H224V55H223ZM20 57H22V56L20 55ZM26 57H27V59H26L25 57H24V59H25V60H29V59H28V56H26ZM64 57H65V56H64ZM76 57H78V56L76 55ZM76 57H75V59H76ZM86 57H87L86 59L83 58V57H82V58L85 59V60H87V61H91V59L88 57V55H87ZM109 57H110V55H109ZM140 57H141V56H138L137 59L140 58ZM148 57L150 58L151 56L148 55L147 58H148ZM158 57H160V55H159ZM16 58H17V57H16ZM65 58H66V57H65ZM79 58H80V60L82 59L81 57H79ZM88 58H89V59H88ZM91 58H92V57H91ZM152 58H153V55H152ZM154 58H155V56H154ZM154 58H153V59H154ZM185 58H186V57H185ZM206 58H207V57H206ZM218 58H219V57H218ZM110 59H111V57H110ZM116 59H118V58H116ZM121 59H122V58H121ZM133 59H134V58H133ZM145 59H146V58H145ZM145 59H143V62H144ZM153 59H152V60H153ZM175 59H176V58H175ZM182 59H183V58H182ZM195 59H196V58H195ZM203 59H204V58H203ZM220 59H221V58H220ZM234 59H235V58H234ZM21 60H22V59H21ZM35 60H36V58H35ZM94 60H95V59H93L92 62H93ZM139 60H140V59H139ZM139 60H138V61H139ZM141 60H142V59H141ZM141 60H140V62H142ZM146 60H147V59H146ZM152 60H151V61H152ZM155 60H156V59H155ZM155 60H154V61H155ZM157 60L159 61L158 58H157ZM157 60H156V62H157ZM170 60H171V59H170ZM177 60L180 61L179 59H177ZM18 61H19V60H18ZM50 61H51V60H50ZM67 61H68V60H67ZM82 61L85 62L84 60H82ZM136 61H137V60H136ZM138 61H137L136 63H138ZM207 61H208V59H207ZM217 61H219V60H217ZM217 61H216V62H217ZM13 62H14V61H13ZM16 62H17V61H16ZM22 62H23V60H22ZM22 62H17V64H18V63H22ZM26 62H28V61H26ZM29 62H30V60H29ZM53 62H55V61H53ZM76 62L78 63V61H76ZM79 62H80V61H79ZM94 62H95V61H94ZM122 62H123V61H122ZM134 62H135V60H134ZM134 62H133V63H134ZM140 62H139V63H140ZM57 63L59 64V62H57ZM136 63H135V64H136ZM139 63H138V64H139ZM168 63H170V62H168ZM217 63H218V62H217ZM58 64H57V65H58ZM84 64H86V63H84ZM88 64H89V63L86 64L87 67H88ZM110 64H111V66H114V65H112V63H110ZM195 64H196V62H195ZM215 64H216V63H215ZM18 65H19V64H18ZM22 65L25 66L24 62H23ZM70 65H71V64H70ZM78 65H79V64H78ZM91 65H93V63H92ZM96 65H97V64H96ZM96 65L94 64V69H95L96 67H99V64H98L97 66H96ZM100 65H101V64H100ZM191 65H192V64H191ZM207 65H208V63H207ZM260 65H261V64H260ZM263 65H264V64H262V66H263ZM14 66H15V65H14ZM16 66H17V65H16ZM24 66H21V67L23 68ZM66 66H67V64H66ZM76 66H77V65H76ZM83 66H84V65H83ZM95 66H96V67H95ZM133 66H134V65H133ZM133 66H132V67H133ZM136 66H139V65H136ZM136 66H134V67H136ZM142 66H143V65H142ZM171 66H173V65H171ZM0 67H2V66H0ZM11 67H12V65H11ZM63 67H65V66H62V68H63ZM73 67H75V66H73ZM77 67H78V66H77ZM77 67H76L77 70H75V71H77L76 74H80V73H78V72H81V71H79V70H81V69L84 70V71H82V72H85V73L89 74V73H88V69H87V72H86V71H85L86 68H80V65H79V69H78ZM81 67H82V66H81ZM84 67H85V66H84ZM91 67H93V66H91ZM121 67H122V66H121ZM140 67H141V65H140ZM2 68H3V67H2ZM2 68H1V69H2ZM18 68H19V67H18ZM24 68L26 69V67H24ZM24 68H23V69H24ZM40 68H41V65H40ZM58 68H59V65H58ZM58 68H57V69H55V67H54V69L52 68V69L55 71V75H57V76H56L57 78H59V77H58L59 74H58V73L56 74V71L58 70ZM65 68H66V67H65ZM69 68H70V67H69ZM89 68H90V67H89ZM101 68H102V67H101ZM105 68H106V67H105ZM108 68H109V67H108ZM114 68H115V67H114ZM119 68H120V67H119ZM124 68H125V67H124ZM144 68H145V66H144ZM243 68H245V67H243ZM1 69H0V70H1ZM15 69H16V67H15ZM15 69H14V70H15ZM19 69H21V68H19ZM19 69H16L17 71H15V72H18ZM23 69H21V71H22ZM92 69H93V68H92ZM92 69H89V72L91 71V75H92ZM98 69H99V68H98ZM98 69L93 70V74H94V71H95V74H96V71H97ZM102 69H103V68H102ZM111 69H112V68H111ZM111 69H110V70H111ZM132 69H133V68H132ZM263 69H264V68H263ZM263 69H262V70H263ZM27 70H29V69H27ZM46 70H47V69H46ZM60 70L62 71V69H60ZM67 70H68V67H67ZM71 70H72V69H71ZM112 70H113V69H112ZM112 70H111V71H112ZM21 71H19V72H21ZM48 71H49V70H48ZM48 71H47V72H48ZM58 71H59V70H58ZM65 71H66V70L64 69V71H63L62 73H65V74H66ZM72 71L74 72V70H72ZM98 71H99V72H98ZM98 71H97V73L100 74L101 71H100V70H98ZM25 72H26V74H27V71H26V70H25ZM28 72H29V71H28ZM67 72H69V71H67ZM113 72H116V71H112V73H113ZM241 72H242V71H241ZM241 72H240V73H241ZM243 72H244V70H243ZM23 73H24V72H23ZM23 73L21 72V74H23ZM31 73H32V72H31ZM31 73H30V74H31ZM70 73H71V71H70ZM70 73H69V75H70ZM85 73H84V74H85ZM112 73H111V74H112ZM145 73H146V72H145ZM145 73H144V74H145ZM16 74H17V73H16ZM19 74H20V73H19ZM19 74H17V75H19ZM47 74L52 75L50 72L47 73ZM67 74H68V73H67ZM81 74H83V73H81ZM87 74H86V75H87ZM99 74H98V75H99ZM60 75H61V73H60ZM60 75H59V76H60ZM71 75L73 76V75H75V74H71ZM98 75H97V76H98ZM106 75H107V74H106ZM237 75H238V74H237ZM254 75H255V74L252 73V77H253V78L255 77ZM260 75H261V74H260ZM36 76H37V75H36ZM36 76H35V77H36ZM48 76H49V75H48ZM62 76H63V75H62ZM82 76H83V75H82ZM99 76H100V75H99ZM115 76H116V75H115ZM174 76H175V75H174ZM21 77H22V76H21ZM35 77H34V78H35ZM46 77H47V76H46ZM51 77H52V76H51ZM51 77H48L49 80H50ZM70 77H71V76H70ZM70 77H67L66 79L68 80V78H70ZM73 77H74V76H73ZM76 77H79V76L76 75ZM84 77H86V76H84ZM91 77H92V76H91ZM91 77H90V76H87V78H89V79H90ZM235 77H236V76H235ZM235 77H234V78H235ZM250 77H251V76H250ZM252 77H251V78H252ZM260 77H261V76H260ZM1 78H2V77H1ZM36 78H37V77H36ZM71 78H72V77H71ZM96 78H97V77H96ZM96 78H95V79H96ZM109 78H110V77H109ZM112 78H113V76H112ZM3 79H4V78H3ZM42 79H43V78H42ZM46 79H47V78H46ZM46 79H43V80H46ZM51 79H52V78H51ZM61 79H62V77H61ZM95 79H94V80H95ZM143 79H144V78H143ZM256 79H257V77H256ZM4 80H5V79H4ZM18 80H19V79H18ZM49 80H47V81H49ZM67 80H66V82L70 85L69 82L72 81V80L70 79L69 82H68ZM74 80H75V79H74ZM78 80H79V79H78ZM84 80H85V79H84ZM91 80H92V78H91ZM94 80H93V81H94ZM100 80H103V79H100ZM100 80H99V81H100ZM105 80H106V79H105ZM110 80H111V79H110ZM114 80H115V79H114ZM249 80H250V79H249ZM249 80H248V81H249ZM261 80H262V79H261ZM14 81H15V80H14ZM47 81H46V82H47ZM62 81H63V80H61V82H62ZM81 81H82V80H81ZM95 81H97V79H96ZM106 81H107V80H106ZM111 81H112V80H111ZM176 81H177V80L172 81V82H174V83H173L174 86H172V87H177V86H178L179 83L176 84ZM248 81H247V83H248ZM253 81H254V84H255V81H256V80L253 79ZM49 82H50V81H49ZM52 82H53V81H51L50 84H52ZM58 82H59V81H58ZM66 82H65V83H66ZM73 82H75V81H73ZM178 82H179V81H178ZM262 82H263V81H262ZM12 83H13V82H12ZM18 83H19V82H18ZM53 83H54V82H53ZM63 83H64V82H63ZM75 83H76V82H75ZM78 83H79V82H78ZM91 83H92V81H91ZM98 83H99V82H98ZM98 83H96V84H98ZM113 83H114V82H113ZM146 83H147V82H146ZM232 83H233V81H232ZM14 84H15V82H14ZM19 84H21V83H19ZM24 84H25V83H24ZM24 84H23V85H24ZM72 84H73V83H72ZM80 84L82 85L83 82L80 83ZM96 84L94 83L95 86H96ZM100 84H101V82H100ZM100 84H99V85H100ZM115 84H116V83H115ZM115 84H114V85H115ZM140 84H141V83H140ZM170 84H171V83H170ZM25 85H26V84H25ZM45 85H46V84H45ZM53 85H54V84H53ZM103 85L106 86V84H104V83H103ZM112 85H113V84H112ZM117 85H118V84H117ZM175 85H176V86H175ZM21 86H22V85H21ZM41 86H42V85H41ZM49 86H52V85H49ZM49 86L47 85L48 88H49ZM254 86H255V85H254ZM14 87H15V85H14ZM17 87H18V86H17ZM25 87H26V86H25ZM25 87H24V88H25ZM42 87H43V86H42ZM53 87H55V86H53ZM66 87H68V85H67ZM72 87L74 88V85H72L70 88H72ZM92 87H93V88H92ZM92 87H91L92 89H95V88H96V87H94V86H92ZM138 87H139V86H138ZM172 87H171V89H172ZM257 87H258V84H257ZM19 88H20V87H19ZM26 88H28V86H27ZM35 88H36V87H35ZM50 88H51V87H50ZM63 88H64V86H63ZM89 88H90V87H89ZM89 88H88V89H89ZM91 88H90V89H91ZM106 88H107V87H106ZM112 88H113V87H112ZM112 88H107V89H109V91H110ZM120 88H121L120 90L123 89L122 87H120ZM245 88H246V87H245ZM44 89H45V88H44ZM77 89H79V88L77 87ZM88 89H87V90H88ZM90 89H89V90H90ZM102 89H104V88L102 87ZM102 89H101V94H102V92H104ZM115 89H116V88H115ZM117 89H118V88H117ZM126 89H127V87H126ZM126 89H125V90H126ZM177 89H178V88H177ZM258 89H259V88H258ZM46 90H48V89L46 88ZM67 90H68V89H67ZM69 90H70V92H71V89H69ZM75 90H76V88H75ZM79 90H80V89H79ZM22 91H25V90L23 89ZM72 91H73V90H72ZM91 91H92V90H91ZM115 91H116V90H114V92H115ZM25 92H26V91H25ZM30 92H31V91H30ZM30 92H28V93H30ZM45 92H46V91H45ZM61 92H62V91H61ZM81 92H82V90H81ZM85 92H86V91H85ZM95 92H96V91H95ZM105 92H108V90H107V91L105 90ZM105 92H104V94H105ZM133 92H134V91H133ZM174 92H175V91H174ZM195 92H196V91H195ZM195 92H194V93H195ZM259 92H260V91H259ZM14 93H15V92H14ZM42 93H43V92H42ZM58 93H59V92H58ZM62 93H63V92H62ZM62 93H60V94H62ZM73 93H75V91H73ZM78 93H79V96H80V94L82 95L83 92L80 93V91H78ZM115 93H116V92H115ZM118 93H119V92H118ZM196 93H197V92H196ZM20 94H22L23 96H25V95H24L23 93H21V92H20ZM37 94H38V93H37ZM70 94H71V93H70ZM75 94H77V93H75ZM86 94H87V93H86ZM86 94H85V95H86ZM97 94H98V93H97ZM262 94H263V93H262ZM22 95H20V98H19V99H21V96H22ZM56 95H57V94H56ZM64 95H65V94H64ZM105 95H106V94H105ZM105 95H103V96H105ZM173 95H174V94H173ZM199 95L204 96V95H203V92H202L201 94H199ZM23 96H22V97H23ZM26 96H30V95H26ZM71 96H72V95H71ZM74 96H75V95H74ZM202 96H201V97H202ZM15 97H16V96H15ZM31 97H33V96H30V97H29V101H28V102H30V98H31ZM40 97H41V96H40ZM58 97H59V96H58ZM66 97H67V96H66ZM66 97H65V98H66ZM75 97L77 98V96H75ZM80 97H81V96H80ZM88 97H89V96H88ZM88 97H87V98H88ZM97 97H98V96H97ZM100 97H102V96H100ZM110 97H111V96H110ZM110 97H109V98H110ZM196 97H197V96H195V99H196ZM204 97H205V96H204ZM263 97H264V96H263ZM13 98H14V96H13ZM37 98L39 99V97H37ZM63 98H64V97H63ZM68 98H70V97L68 96ZM82 98H83V96H82ZM92 98H94V97H92ZM148 98H149V97H148ZM197 98H199V97H197ZM17 99H18V98H17ZM31 99H32V98H31ZM66 99H67V98H66ZM74 99H75V98H74ZM83 99H84V98H83ZM89 99H90V98H89ZM94 99H95V98H94ZM131 99H132V98H131ZM131 99H130V100H131ZM199 99H200V98H199ZM203 99H204V98H203ZM12 100H13V99H12ZM22 100H23V99H22ZM24 100H25V99H24ZM26 100H27V98H26ZM26 100H25V101H26ZM44 100H45V98H44ZM46 100H47V99H46ZM51 100H53V99H51ZM76 100H77V99H76ZM90 100H91V99H90ZM90 100H89V101H90ZM98 100H101V99H99V97H98ZM98 100H97V101H98ZM104 100H105V99H104ZM104 100H103V98H102V101H104ZM145 100H146V99H145ZM149 100H150V99H149ZM16 101H17V100H16ZM16 101H15V102H16ZM20 101H21V100H20ZM41 101H42V99H41ZM57 101H58V100H57ZM69 101H70V100H69ZM79 101H80V100H79ZM79 101H78V102H79ZM86 101H87V100H86ZM93 101H94V100H93ZM95 101H96V100H95ZM102 101H101V102H102ZM13 102H14V101H13ZM15 102H14V103H15ZM42 102H43V101H42ZM46 102H47V101H46ZM58 102H59V101H58ZM58 102H57V104H58ZM72 102H73V100H72ZM83 102H84V100H83ZM109 102H110V101H109ZM142 102H143V101H142ZM14 103H13V104H14ZM16 103H17V102H16ZM21 103H23V102H21ZM33 103H34V102H33ZM44 103H45V102H44ZM49 103H50V102H49ZM66 103H67V102H66ZM86 103H87V102H86ZM97 103H98V102H97ZM130 103H131V102H130ZM137 103H138V102H137ZM139 103H141V102H139ZM144 103H145V102H144ZM35 104H36V102H35ZM37 104H38V103H37ZM59 104H60V103H59ZM59 104H58L57 106H59ZM67 104H68V103H67ZM87 104H88V103H87ZM95 104H96V103H95ZM98 104H99V103H98ZM102 104H103V103H102ZM104 104H106V103L104 102ZM127 104H128V103H127ZM127 104H126V106H127ZM147 104H148V103H147ZM201 104H202V103H201ZM14 105H15V104H14ZM28 105H29V103H28ZM28 105H27V106H28ZM42 105H43V104H42ZM44 105H45V104H44ZM79 105H80V104H79ZM79 105H78V107H79ZM93 105H94V104H93ZM96 105H97V104H96ZM106 105H108V104H106ZM118 105H119V104H118ZM134 105H135V103H134ZM18 106H19V105H18ZM20 106H22V105H20ZM24 106H26V105H24ZM27 106H26V107H27ZM100 106H101V105H100ZM102 106H103V105H102ZM121 106H122V104H121ZM124 106H125V105H124ZM154 106H155V105H154ZM160 106H161V105H160ZM204 106H206V105L204 104ZM39 107H40V106H39ZM54 107H56V105H55ZM109 107H110V106H109ZM115 107H116V106H115ZM118 107H119V106H118ZM131 107H132V106H131ZM146 107H147V106H146ZM148 107H149V105H148ZM18 108H20V107H18ZM23 108H24V107H23ZM30 108H31V106H30ZM41 108H42V107H41ZM46 108L48 109V107H46ZM58 108H59V107H58ZM79 108H80V107H79ZM79 108H78V109H79ZM83 108H84V107H83ZM94 108H95V106H94ZM94 108H93V109H94ZM98 108L100 109L101 107H98ZM98 108H97V109H98ZM121 108H122V107H121ZM149 108H150V107H149ZM38 109H39V108H38ZM47 109H45V110H47ZM50 109H51V108H50ZM54 109H57V108H54ZM81 109H82V108H81ZM85 109H86V108H85ZM104 109H105V108H104ZM108 109H109V108H108ZM110 109H111V108H110ZM124 109H127V108H124ZM128 109H129V108H128ZM128 109H127V111L130 112V109H129V110H128ZM31 110H32V109H31ZM57 110H58V109H57ZM61 110H62V109H61ZM105 110H106V109H105ZM111 110H112V109H111ZM116 110H117V108H116ZM122 110H123V109H122ZM41 111H42V110H41ZM41 111H40V112H41ZM50 111H51V110H49V111H47V112H50ZM58 111H59V110H58ZM64 111H65V110H64ZM64 111H63V113H64ZM69 111H70V110H69ZM69 111H68V112H69ZM152 111H153V110H152ZM211 111H212V110H211ZM21 112H25V110H22ZM26 112H27V110H26ZM28 112H29V110H28ZM85 112H86V111H85ZM85 112H84V114H86ZM88 112H90V111H88ZM88 112H87V114H88ZM94 112H95V111H94ZM125 112H126V111H125ZM19 113H20V112H19ZM34 113H35V112H34ZM56 113H57V115H58V112H57V111H56ZM56 113H55V114H56ZM66 113H67V112H66ZM66 113H65V114H66ZM76 113H77V111H76ZM80 113H82V112L80 111ZM106 113H107V112H106ZM106 113H104V115H105ZM143 113L145 114V112H143ZM154 113H155V111H154ZM162 113H163V112H162ZM23 114H24V116H25V113H22V115H23ZM42 114H44V113H41V115H42ZM45 114H47V113H45ZM45 114H44L43 116H45ZM59 114H60V113H59ZM67 114H68V113H67ZM72 114H73V113H72ZM87 114H86V115H87ZM91 114H92V113H91ZM95 114L97 115V113H95ZM112 114H113V113H112ZM112 114H110L109 117H110ZM140 114H141V113H140ZM29 115H30V114H29ZM31 115H32V113H31ZM49 115H50V114H49ZM52 115H53V114H52ZM60 115H61V114H60ZM88 115H90V114H88ZM24 116H23V117H24ZM38 116H40V114H39ZM65 116H66V115H65ZM68 116H69V114H68ZM68 116H66V118H67ZM75 116H77V115H75ZM79 116H80V115H79ZM79 116H78V117H79ZM83 116H84V115H83ZM90 116H91V115H90ZM90 116H89V117H90ZM94 116H95V115H93V117H94ZM98 116H99V115H98ZM19 117H20V116H19ZM19 117H18V118H19ZM48 117H49V116H48ZM54 117H55V115H54ZM84 117H85V116H84ZM91 117H92V116H91ZM102 117H103V116H102ZM49 118H50V117H49ZM56 118H57V117H55V118H53V119H49V121L54 120V119H56ZM59 118H60V116H59ZM61 118L64 119L65 117L63 118L62 115H61ZM61 118H60V119H61ZM66 118H65V119H66ZM73 118H74V117H73ZM79 118H80V117H79ZM95 118H97V116H95L94 119H95ZM107 118H108V117H107ZM70 119H71V118H70ZM88 119H89V118H88ZM88 119H87V120H88ZM111 119H113V118H110L109 120L111 121ZM149 119H150V118H149ZM97 120H98V119H97ZM109 120H106V121H109ZM115 120H116V119H115ZM145 120H146V119H145ZM145 120L143 119V121H145ZM212 120H213V119H212ZM35 121H36V120H35ZM40 121H41V120H40ZM54 121H55V120H54ZM56 121H57V123H58V120H57V119H56ZM59 121H60V120H59ZM64 121H65V120H64ZM81 121H82V120H81ZM93 121H94V120H93ZM116 121H117V120H116ZM119 121H120V119H119ZM70 122H71V121H70ZM70 122H69L68 124H70ZM72 122H73V120H72ZM72 122H71V123H72ZM121 122H122V121H121ZM121 122H120V123H121ZM208 122H209V120H208ZM36 123H37V122H36ZM50 123H52V121H51ZM55 123H56V122H55ZM79 123H80V121H79ZM97 123H98V122H97ZM108 123H109V122H108ZM145 123H146V122H145ZM145 123H144V124H145ZM215 123H216V122H215ZM42 124H43V123H42ZM47 124H48V123H47ZM53 124H54V123H53ZM77 124H78V123H77ZM81 124H82V123H81ZM118 124H119V123H118ZM150 124H151V123H150ZM196 124H197V123H196ZM72 125H73V124H72ZM74 125H76V124H74ZM147 125H149V124H147ZM209 125H210V124H209ZM44 126H45V125H44ZM46 126H47V125H46ZM48 126H49V124H48ZM51 126H52V125H51ZM62 126H64V125H62ZM70 126H71V124H70ZM76 126H78V125H76ZM81 126H82V125H81ZM143 126L145 127V125H143ZM41 127H42V126H41ZM49 127H50V126H49ZM60 127H61V126H60ZM108 127H109V126H108ZM119 127H120V126H119ZM124 127H126L125 129H127V132H129L128 129H130V128H128V126H124ZM146 127H147V126H146ZM193 127H194V126H193ZM56 128H57V127H56ZM58 128H59V126H58ZM58 128H57V129H58ZM68 128H69V127H68ZM101 128H102V126H101ZM147 128H148V127H147ZM190 128H191V127H190ZM43 129H44V127L41 128L39 131H41V130H43ZM57 129H56V130H57ZM59 129H60V128H59ZM70 129L73 131V129H75V126L73 127V129H72V127H71ZM70 129H69V130H70ZM135 129L137 130L136 127H135ZM143 129H144V128H143ZM252 129H253V128H252ZM46 130H48V129H46ZM46 130L44 129L45 132H46ZM76 130H77V129H76ZM81 130H82V129H81ZM81 130H80L79 132H81ZM102 130H103V129H102ZM104 130H105V128H104ZM131 130H132V128H131ZM136 130H135V131H136ZM144 130H145V129H144ZM147 130H149V129H147ZM189 130H190V129H189ZM263 130H264V129H263ZM44 131H43V132H44ZM60 131H61V130H60ZM67 131H68V130H67ZM72 131H70V132H72ZM91 131H92V130H90V132H91ZM122 131H123V130H122ZM135 131H134V132H135ZM137 131H139V129H138ZM145 131H146V130H145ZM185 131H186V130H185ZM58 132H59V131H58ZM61 132H62V131H61ZM79 132H78V133H79ZM87 132H88V131H87ZM92 132H94V131H92ZM92 132H91V133H92ZM95 132H96V131H95ZM98 132H99V131H98ZM51 133H52V132H51ZM81 133H82V132H81ZM81 133H79V134H81ZM91 133H90V135H91ZM100 133H103V132H100ZM137 133H138V132H137ZM185 133L187 134L188 132H185ZM65 134H66V132H65ZM72 134L74 135L73 132H72ZM79 134H77V135H79ZM83 134H84V133H83ZM86 134H87V133H86ZM86 134H85V135H86ZM108 134H109V133H108ZM108 134H107V131H106V135H108ZM127 134H129V133H127ZM131 134H132V133H131ZM145 134H146V133H145ZM152 134H153V133H152ZM226 134H227V132H226ZM230 134H231V133H230ZM233 134H234V133H233ZM261 134H262V133H261ZM61 135H62V134H61ZM63 135H64V134H63ZM73 135H72V138L74 137ZM90 135H88V137H89ZM100 135H102V134H100ZM106 135L103 134V136H106ZM134 135H135V134H134ZM139 135H140V133H139ZM150 135H151V134H150ZM187 135H188V134H187ZM221 135H224V134H221ZM227 135H228V134H227ZM48 136H50V135H48ZM59 136H60V135H59ZM68 136H69V134H68ZM68 136H67V138H68ZM92 136H96V134H94V135L92 134ZM98 136H99V135H97L96 138H97ZM121 136H123V135H121ZM129 136H130V135H129ZM141 136H143V135H141ZM144 136H145V135H144ZM144 136H143V137H144ZM215 136H217V135H215ZM60 137H61V136H60ZM75 137H76V133H75ZM75 137H74V139H75ZM78 137H79V136H78ZM78 137H76V138H78ZM82 137H83V136H82ZM84 137H85V138H88V137H86V136H84ZM119 137H120V136H119ZM119 137H118V138H119ZM131 137H132V135H131ZM131 137H130V138H131ZM134 137H136V136H134ZM146 137H147V135H146ZM52 138H53V137H52ZM61 138H63V137H61ZM67 138H66V139H67ZM69 138H70V137H69ZM79 138H80V137H79ZM99 138L101 139V137H99ZM114 138H115V136H114ZM126 138H127V136H126ZM130 138H127V140L130 139ZM136 138H137V137H136ZM184 138H185V137H184ZM213 138H214V137H213ZM250 138H252V137H250ZM39 139H41V138H39ZM54 139H55V138H54ZM64 139H65V138H64ZM97 139H98V138H97ZM122 139H124V138H122ZM138 139H139V137L137 138V141L140 140V139H139V140H138ZM148 139H149V138H148ZM253 139H254V138H253ZM41 140H42V139H41ZM62 140H63V139H62ZM81 140H83V138H82ZM81 140H80V141H81ZM85 140H86V139H85ZM88 140H89V139H88ZM106 140H108V139H106ZM135 140H136V139H135ZM53 141H54V140H53ZM66 141H67V140H66ZM66 141H65V142H66ZM68 141H69V140H68ZM68 141H67V142H68ZM70 141H71V142H74V140H70ZM76 141H79V139H78V140L76 139ZM108 141H109V140H108ZM120 141H122V140H120ZM130 141H131V140H130ZM130 141L128 142V144L130 143ZM147 141H148V140H147ZM181 141H182V139H181ZM183 141H184V139H183ZM183 141H182V142H183ZM194 141H195V140H194ZM211 141H212V140H211ZM246 141H247V140H246ZM42 142H43V141H42ZM42 142H41V143H42ZM65 142H63V144H64ZM118 142H119V141H118ZM142 142H143V141H142ZM213 142H214V141H213ZM213 142H212V143H213ZM35 143H37V142L35 141ZM69 143H70V142H69ZM123 143H124V141H123ZM123 143H122V144H123ZM147 143H148V142H147ZM186 143H187V142H186ZM198 143H199V142H198ZM198 143H196V144H198ZM200 143H201V142H200ZM200 143H199V144H200ZM212 143H211V144H212ZM32 144H33V143H32ZM38 144H39V146H41L40 143H39V141H38L37 145H38ZM49 144H50V143H49ZM51 144H52V143H51ZM65 144H67V143H65ZM65 144H64V145H65ZM70 144H71V143H70ZM75 144H77V143L75 142ZM101 144H102V143H101ZM106 144L109 145L108 143H106ZM106 144H105V145H106ZM119 144H120V143H119ZM144 144L147 145L146 143H144ZM179 144H180V143H179ZM196 144H195V145H196ZM199 144H198V145H199ZM22 145H23V144H22ZM52 145H53V144H52ZM72 145H73V144H72ZM78 145H80V144L78 143ZM81 145H82V144H81ZM83 145H84V144H83ZM107 145H106V147H107V149H108V146H107ZM117 145H118V144H117ZM129 145H130V144H129ZM131 145H132V144H131ZM133 145H134V144H133ZM140 145H141V144H140ZM248 145H249V144H248ZM34 146H35V144H34ZM39 146H38V148H39ZM44 146H45V145H44ZM68 146H69V144H68ZM99 146H103V145H99ZM160 146H162V145H160ZM180 146H181V144H180ZM185 146H186V145H185ZM192 146H193V145H192ZM199 146H200V145H199ZM199 146L196 145V147H198V148H199ZM206 146H207V145H205V146H203V147L205 148ZM20 147H22V146H20ZM28 147H29V146H27V149H28ZM30 147H31V146H30ZM30 147H29V150L31 149ZM49 147L51 148V145H50ZM53 147H54V145H53ZM69 147H70V146H69ZM109 147L111 148V146H109ZM209 147H210V146H209ZM23 148H24V147H23ZM23 148H22V150H24ZM36 148H37V147H36ZM41 148H42V147H41ZM41 148H39V149H41ZM50 148H49V149H50ZM98 148H99V147H97V150H98ZM160 148H161V147H160ZM182 148H183V151H185L184 149H185L186 147L184 148V146H183ZM188 148L190 149V147H188ZM20 149H21V148H20ZM20 149H19V150H20ZM33 149H34V148H32L31 150H33ZM53 149H54V148H53ZM93 149H94L93 153H95V151H96V150H95V149H96V146H94ZM121 149H122V148H121ZM130 149H131V147H130ZM145 149H146V146H145ZM147 149H148V147H147ZM189 149H188V150H189ZM193 149H196L195 146H194ZM249 149H250V148H249ZM35 150H36V149H35ZM46 150H48V148H47ZM46 150H45V151H46ZM73 150H75V149H73ZM100 150H101V148H100ZM104 150H105V149H104ZM112 150H113V149H112ZM158 150H159V149H158ZM191 150H192V148H191ZM38 151H39V150H38ZM48 151H51V150H48ZM52 151H53V150H52ZM58 151H60V150H58ZM98 151H99V150H98ZM123 151H124V150H123ZM203 151H205V150H203ZM203 151H200V152H203ZM19 152H20V151H18V152H16V153H17L18 157H19L20 159H22L21 156H20V154H19ZM21 152H22V151H21ZM27 152H28V151H27ZM46 152H47V151H46ZM53 152H54V151H53ZM55 152H56V151H55ZM77 152H78V151H77ZM99 152H101V151H99ZM113 152H114V151H113ZM144 152H146V151H144ZM144 152H143V155H145ZM36 153H37V152H36ZM47 153H48V152H47ZM58 153H59V152H58ZM101 153H102V152H101ZM152 153H153V152H152ZM152 153H151V154H152ZM159 153L161 154V152H159ZM183 153H184V152H183ZM194 153H196V152H194ZM236 153H237V152H236ZM27 154H28V153H27ZM49 154L53 155L52 152H51V153L49 152ZM55 154H56V153H55ZM95 154H96V153H95ZM97 154H98V153H97ZM97 154H96V155H97ZM102 154H103V153H102ZM126 154H127V153H126ZM128 154H130V153H128ZM131 154H132V153H131ZM146 154H147V153H146ZM154 154H155V155H152V157L155 159L156 156H157V155H156L157 153L154 152ZM184 154H185V153H184ZM217 154H218V153H217ZM41 155H42V154H41ZM41 155H40V156H41ZM43 155H44V154H43ZM60 155H61V154H60ZM62 155H66V154H65L64 152H62ZM62 155H61V156H62ZM68 155H69V154H68ZM143 155H141V156H143ZM219 155H220V153H219ZM243 155H244V154H243ZM12 156H13V155H12ZM14 156H16V155H14ZM27 156H29V154H28ZM66 156H67V155H66ZM93 156L96 157L95 155H92V157H91L92 160H90V161H92V162H91L92 164H93V162H94V161H93ZM97 156H98V155H97ZM99 156H100V155H99ZM102 156H103V155H102ZM116 156H117V155H116ZM123 156H124V155H123ZM132 156H133V155H132ZM134 156H135V155H134ZM141 156H140V157H141ZM154 156H155V157H154ZM158 156H159V155H158ZM160 156H161V155H160ZM185 156H186V155H185ZM185 156H184V157H185ZM216 156H217V155H216ZM22 157H23V156H22ZM29 157H31V155H30ZM48 157H50V156L48 155ZM54 157H58V156H54ZM83 157H84V156H83ZM86 157H87V155H86ZM89 157H90V155H89ZM103 157H104V156H103ZM105 157H107V156H105ZM120 157H121V156H120ZM124 157H125V156H124ZM140 157H139V158H140ZM163 157H164V156H163ZM163 157H161V158H163ZM218 157L220 158V156H218ZM223 157H224V156H223ZM12 158H13V157H12ZM58 158H59V157H58ZM58 158H57V159H58ZM64 158H65V157H64ZM67 158H68V157H67ZM87 158H88V157H87ZM101 158H102V157H101ZM101 158H100V159H101ZM135 158H136V157H135ZM142 158H145V157H142ZM159 158H160V157H159ZM224 158H225V157H224ZM14 159H16V158H14ZM29 159H30V161H31V158H29ZM50 159H51V157H50ZM57 159H56V161H57ZM59 159H60V158H59ZM65 159H66V158H65ZM68 159H69V158H68ZM77 159H79V158H77ZM127 159H128V158H127ZM129 159H130V158H129ZM154 159H153V160H154ZM167 159L169 160V158H167ZM225 159H226V158H225ZM34 160H35V159H34ZM53 160H54V159H53ZM73 160L75 161L76 159H74V157H73ZM83 160H84V159H83ZM85 160H86V159H85ZM87 160H88V159H87ZM114 160H115V159H114ZM146 160H147V159H146ZM150 160H151V159H150ZM150 160H149V161H150ZM158 160H160V159H158ZM163 160H164V159H163ZM182 160H183V159H182ZM192 160H194V158H193ZM192 160H188V162H190V161H192ZM22 161H23V160H22ZM54 161H55V160H54ZM62 161H63V160H62ZM64 161H65V160H64ZM70 161H71V160H70ZM76 161H78V160H76ZM76 161H75V162H76ZM96 161H97V160H96ZM98 161H99V160H98ZM98 161H97V162H98ZM135 161H137V160H135ZM149 161H148V162H149ZM156 161H157V160H156ZM195 161H196V160H195ZM109 162H110V161H109ZM112 162H113V160H112ZM116 162H117V161L115 160L114 163L116 164ZM119 162H120V160H119ZM133 162H134V161H133ZM133 162H132V163H133ZM141 162H143L142 159H141L140 163H141ZM144 162H146V161H144ZM144 162H143V163H144ZM166 162H167V161H166ZM169 162H170V163H174V161H169ZM175 162H177V161H175ZM188 162L186 161V163H188ZM50 163H51V162H50ZM50 163H49V164H50ZM57 163H59V162L57 161ZM57 163H55V164H51V165H52V166H53V165H57ZM63 163H64V162H63ZM65 163H66V162H65ZM65 163H64V164H65ZM73 163H74V162H73ZM94 163H95V162H94ZM120 163H121V162H120ZM128 163H129V162H128ZM132 163H130V164L132 165ZM135 163H136V162H135ZM135 163H133V164H135ZM143 163H142V164H143ZM155 163H156V162H155ZM192 163L195 164L194 162H192ZM225 163H226V162H225ZM28 164H29V163H28ZM31 164H32V163H31ZM41 164H42V162H41ZM64 164H63V166H65V170L67 171L66 166H70V165H68L69 163H66L67 165H64ZM70 164H71V163H70ZM89 164H90V163H89ZM89 164H88V165H89ZM95 164H96V163H95ZM117 164H119V163L117 162ZM117 164H116V165H117ZM121 164H122L123 166L126 165V164H124V163H121ZM121 164H119V165L121 166ZM137 164H138V162H137ZM183 164H184V163H183ZM183 164H182V165H183ZM196 164H197V163H196ZM222 164H223V163H222ZM227 164H228V161H227ZM72 165H73V164H72ZM99 165H101V162H100ZM150 165H151V164H150ZM155 165H156V164H155ZM172 165H173V164H172ZM174 165H175V164H174ZM189 165H190V164H189ZM25 166H26V165H25ZM29 166H30V165H29ZM34 166H35V165H34ZM34 166L32 165V167H30V168H31V169H34V168H33ZM46 166H47V165H46ZM92 166H93V165H92ZM139 166H141V164H140ZM183 166H184V165H183ZM193 166H195V165H193ZM73 167L75 168L74 165H73ZM124 167H125V166H124ZM124 167H123V169L126 170V167H125V168H124ZM167 167H168V166H167ZM167 167H166V168H167ZM180 167H182V166H180ZM180 167H179V168H180ZM229 167H230V166H229ZM57 168H58V165H57ZM57 168H55V170H56ZM60 168H61V167H60ZM108 168H109V167H108ZM108 168H107V169H108ZM120 168H121V167H120ZM120 168H119V169H120ZM139 168H140V167H139ZM142 168H143V167H142ZM142 168H140V169L142 170ZM164 168H165V167H164ZM182 168H183V167H182ZM182 168H180V169L182 170ZM27 169H28V167H27ZM40 169H41V168H40ZM43 169H44V167H43ZM62 169H64V167H63ZM72 169H73V168H72ZM75 169H76V168H75ZM103 169H104V168H103ZM123 169L121 168V170H123ZM127 169H128V168H127ZM143 169H144V168H143ZM148 169H150V168L148 167ZM160 169H163V167H162V168L160 167ZM169 169H170V168H169ZM183 169H184V168H183ZM35 170H36V169H34V172H35ZM58 170H59V169H57L56 171H58ZM109 170H110V169H109ZM111 170H112V169H111ZM125 170H124V171H125ZM164 170H166V169H164ZM185 170H187V168L184 169L183 171H185ZM99 171H100V170H99ZM99 171H98V173H99ZM113 171H114V170H113ZM118 171H119V170H118ZM124 171H123V172H124ZM126 171H127V173L129 172L128 170H126ZM134 171H136V170H134ZM144 171H145V170H144ZM13 172H14V171H13ZM25 172H26V171H25ZM62 172H63V171H62ZM146 172H147V171H145L144 173H146ZM164 172H165V171H164ZM174 172H176V171H174ZM179 172H180V171H179ZM10 173H11V172H10ZM19 173H20V172H19ZM27 173H29V171H28ZM43 173H44V172H43ZM63 173H64V172H63ZM73 173H75V172L73 171ZM77 173L80 174L79 172H77ZM92 173H93V171H92ZM117 173H119V172H117ZM129 173H131V172H129ZM129 173H128V174H129ZM180 173H181V172H180ZM180 173H179V175H180ZM186 173H187V172H186ZM22 174H23V173H22ZM22 174H21V175H22ZM37 174H38V173H37ZM41 174H42V173H40V175H41ZM60 174L62 175V173H60ZM136 174H138V172H136ZM150 174H151V172H150ZM181 174H182V173H181ZM8 175H9V174H8ZM23 175H24V174H23ZM29 175H30V173H29ZM42 175H43V174H42ZM44 175H45V174H44ZM44 175H43V176H44ZM57 175H59V174H57ZM119 175H120V174H119ZM129 175L133 176L134 174H133V172H132V174H129ZM148 175H149V172H148ZM148 175L146 174V176H148ZM184 175H186V174H184ZM16 176H17V174H16ZM26 176H27V175H25V177H26ZM45 176L47 177V175H45ZM120 176H121V178H122V173H121ZM125 176H126V174H125ZM125 176H124V177H125ZM134 176H136V175H134ZM134 176L131 177V178H134ZM142 176H143V175H142ZM142 176H141V177H142ZM9 177L12 178L13 176L11 177V175H9ZM14 177H15V176H14ZM14 177L11 179V181L14 179ZM37 177H40V176L37 175ZM80 177H81V176H80ZM129 177H130V176H129ZM129 177H128V178H129ZM136 177H137V176H136ZM141 177L138 175V178H137V179H140V180H141ZM180 177H181V176H180ZM4 178H5V180H6V177H5V176H4ZM7 178H8V176H7ZM15 178H16V177H15ZM27 178H28V177H27ZM31 178H32V177H31ZM47 178H48V177H47ZM112 178H113V177H111L110 179H112ZM116 178H117V177H116ZM145 178H146V177H145ZM183 178H184V177H183ZM183 178H182V179H183ZM195 178H196V177H195ZM23 179H25V183H24V184L27 185V183H26V178H24V176H23ZM43 179H44V178H43ZM134 179H136V178H134ZM137 179L135 180V182L137 181ZM8 180H9V179H8ZM14 180H15V179H14ZM27 180H29V179H27ZM35 180H36V178H35ZM38 180H39V179L37 178V181H38ZM48 180H51V178H50V179L48 178L47 181H46V180H45V181L48 182ZM79 180H80V179H79ZM124 180H125V179H124ZM130 180H131V179H130ZM140 180H139V181H140ZM198 180H199V179H198ZM218 180H219V179H218ZM3 181H4V180H3ZM15 181H16V180H15ZM45 181H43V182H44V184L46 185ZM116 181H117V180H116ZM133 181H134V180H133ZM139 181H137L136 183H138ZM199 181H200V180H199ZM203 181H204V180L202 179L201 182H203ZM4 182H5V181H4ZM4 182H3V183L1 182L2 184H1V183H0V184H1V185H4V187H5ZM6 182H8V181H6ZM13 182H14V181H12L11 183H13ZM19 182H20V181H18V183H19ZM22 182H24V180H23ZM22 182H20L19 184H21ZM81 182H82V179H81ZM113 182H114V180H113ZM126 182H127V180L125 181V183H126ZM148 182H149V181H148ZM150 182H151V181H150ZM183 182H184V181H183ZM205 182H206V181H205ZM219 182H220V181H219ZM219 182H217V183H219ZM35 183L38 184V182H35ZM51 183H52V182H51ZM108 183H109V182H108ZM118 183H119V182H118ZM118 183H117V184H118ZM145 183H146V182H145ZM212 183H213V182H212ZM36 184H35V185H36ZM44 184H43V185H44ZM84 184H85V183H84ZM114 184H115V183H114ZM148 184H152V183H148ZM206 184H207V182H206ZM219 184H220V183H219ZM226 184H227V183H226ZM6 185H7V184H6ZM8 185H9V183H8ZM15 185H17V184H15ZM39 185H41V184H40V181H39ZM39 185H38V187H39ZM47 185H48V184H47ZM47 185L44 186V188L42 187V189L45 190V187H47ZM137 185H139V183H138ZM153 185H156V184H153ZM11 186H13V185H11ZM11 186H10V187H11ZM28 186L30 187V185H28ZM80 186H81V185H80ZM80 186H79V187H80ZM107 186H108V184H107ZM116 186H117V185H116ZM116 186H115V187H116ZM118 186H119V185H118ZM127 186L129 187V185L126 184V187H127ZM131 186H133V185H130V187L127 188L128 191H129L130 188H132ZM189 186H190V185H189ZM211 186H212V185H211ZM222 186H223V185H222ZM23 187H24V186H23ZM31 187H32V184H31ZM71 187H74V186H71ZM76 187H77V186H76ZM83 187H84V186H83ZM86 187H88V186H86ZM115 187H113V188H115ZM123 187H124V186H123ZM228 187H230V186H228ZM0 188H2V187H0ZM5 188H7V186H6ZM12 188L14 189L15 186H13ZM17 188H18V187H17ZM19 188H20V187H19ZM19 188H18V189H19ZM36 188H37V186H36ZM77 188H78V187H77ZM107 188H108V187H107ZM117 188H118V187H117ZM119 188H120V187H119ZM154 188H156V187H154ZM154 188H153V190H154ZM191 188H192V187H191ZM236 188H237V187H236ZM2 189H4V188H2ZM2 189H0V190H2ZM8 189H9V188H8ZM25 189H26V190L28 189V190L24 192V190H22V186H21V188H20L19 190H21V191L24 192V193L30 191L29 188H25ZM39 189H40V187H39ZM42 189H41V191H42ZM72 189H73V188H72ZM72 189H71V190H72ZM74 189H75V188H74ZM74 189H73V190H74ZM83 189L86 190L85 188H83ZM189 189H190V188H189ZM4 190H5V189H4ZM15 190H17V189H15ZM37 190H38V189H37ZM76 190H77V189H76ZM76 190H74V191H76ZM112 190H113V189H111V191H112ZM133 190H134V189H133ZM151 190H152V189H151ZM80 191H81V190H80ZM115 191H116V190H115ZM156 191L158 192V190H156ZM229 191H230V190H229ZM5 192H6V191H5ZM5 192H4V195L7 196L9 193L5 194ZM7 192H9V191L7 190ZM12 192H13V191H12ZM14 192H15V191H14ZM43 192H44V191H43ZM45 192L49 193V191H45ZM67 192H68V191H67ZM71 192H72V191H71ZM129 192H130V191H129ZM29 193H30V192H29ZM34 193H35V192L30 193V194L35 195ZM76 193H78V192L76 191ZM83 193H84V192H83ZM120 193H121V190H120ZM123 193H124V192H123ZM149 193H150V190H149ZM191 193H193V192H191ZM1 194H3V192L0 193V195H1ZM18 194H19V193H18ZM20 194H22V193L20 192ZM30 194H27V195L31 196ZM60 194H61V193H60ZM73 194H74V192H73ZM153 194H155V193H153ZM159 194H160V193H159ZM159 194H158V195H159ZM11 195H12V194L9 195V198H10ZM24 195H25V194H24ZM38 195H39V194H38ZM57 195H58V194H57ZM57 195H56V196H57ZM77 195H78V194H77ZM93 195H94V194H93ZM119 195H120V194H119ZM160 195H161V194H160ZM2 196H3V195H2ZM2 196H1V197H2ZM60 196H64V195H60ZM70 196H71V194H70ZM74 196H75V194H74ZM124 196H125V193H124ZM124 196H123V197H124ZM202 196H203V195H202ZM263 196H264V195H263ZM31 197H32V196H31ZM31 197H30V198H31ZM35 197H36V196H35ZM72 197H73V195H72ZM81 197H82V196H81ZM157 197L159 198V196H157ZM205 197H206V196H205ZM5 198H8V197H5ZM9 198L6 199V200L3 198V200H4V201H8V200L11 199V198H10V199H9ZM25 198H26V197H25ZM41 198H42V197H41ZM44 198H45V197H43V199H44ZM47 198H48V197H47ZM51 198H52V197H51ZM54 198H55V197H54ZM198 198H200V197L198 196ZM21 199H23V198H21ZM21 199H20V200H21ZM58 199H59V198H58ZM68 199H69V197H68ZM134 199H135V198H134ZM203 199H204V198H203ZM203 199H202V201H204ZM208 199H209V198H208ZM14 200H15V199H14ZM23 200H24V199H23ZM37 200H38V199H37ZM52 200H53V198H52ZM60 200H61V197H60ZM69 200H70V199H69ZM73 200H74V199L70 200V202H71V204H70V203H68V201H67V202H64V200H63V198H62V201H63L64 203H66V204H65V207L63 206L64 203H61V201H60V203H61V205H62L65 209H67V208H68V207H66L67 203L69 204L68 206H74V205L72 204V201H73ZM129 200H130V199H129ZM138 200H140V199H138ZM138 200H137V201H138ZM200 200H201V199H200ZM53 201H54V200H53ZM57 201H58V200H56L55 202H57ZM95 201H96V200H95ZM118 201H119V200H118ZM137 201H136V202H137ZM141 201H142V200H141ZM165 201H166V200H165ZM168 201H169V200H168ZM15 202H16V201H15ZM30 202H31V201H30ZM34 202H35V201H34ZM37 202H38V201H37ZM43 202H46V201H43ZM43 202H42V203H43ZM58 202H59V201H58ZM58 202H57V203H58ZM73 202H75V201H73ZM80 202H81V201H80ZM97 202H98V201H97ZM130 202H131V201H130ZM134 202H135V201H134ZM134 202H133V203H134ZM136 202H135V203H136ZM206 202H207V201H206ZM211 202H212V201H211ZM75 203H76V202H75ZM131 203H132V202H131ZM131 203H130V204H131ZM135 203H134V204H135ZM169 203H170V202H169ZM2 204H3V203H2ZM12 204H13V203H12ZM40 204H41V203H40ZM50 204H52V203H50ZM82 204H83V203H82ZM95 204H96V203H95ZM125 204H127V203L125 202ZM17 205H18V204H17ZM22 205H23V204H22ZM35 205H36V203H35ZM52 205L54 206V204H52ZM96 205H97V204H96ZM127 205H128V204H127ZM132 205H133V204H132ZM15 206H16V205H15ZM31 206H32L31 208H33V205H31ZM36 206H38V205H36ZM41 206H42V204H41ZM55 206H56V205H55ZM170 206H171V204H170ZM2 207H3V206H2ZM50 207H51V206H50ZM57 207H58V206H57ZM74 207H75V206H74ZM76 207H77V206H76ZM80 207H81V205H80ZM218 207H219V206H218ZM7 208L10 209L8 206H6V208H5L6 211H8ZM18 208H19V206H18ZM20 208H21V207H20ZM42 208H43V207H42ZM59 208H62V207H59ZM59 208H58V209H59ZM64 208H62V209L64 210ZM70 208H71V207H70ZM77 208H78V207H77ZM125 208H127V207L125 206ZM132 208H133V207H132ZM3 209H4V208H3ZM12 209H13V208H12ZM21 209H22V211H23V210L25 209V207H24V209H23V208H21ZM45 209H46V208H45ZM58 209L56 210V212L54 211V213H57L58 211H61V210H62V209H61V210H58ZM71 209L73 210L74 208H71ZM129 209H130V208H129ZM129 209H128V210H129ZM137 209H138V208H137ZM169 209H170V208H169ZM5 210H4V211H5ZM14 210H15V209H14ZM36 210L38 211V209L35 208V212H36ZM43 210H44V209H43ZM43 210H42V211H43ZM51 210H52V209H51ZM63 210H62V214H63ZM72 210H70L69 213H72ZM74 210H75V209H74ZM74 210H73V211H74ZM12 211H13V210H12ZM16 211H17V210H16ZM20 211H21V210H20ZM22 211H21V213H22ZM27 211H28V210H27ZM27 211H26V212H27ZM33 211H34V210H33ZM52 211H53V210H52ZM64 211H65V212H68V211H69V208H68V211H66V210H64ZM135 211L137 212V210H135ZM171 211H172V210H171ZM173 211H174V210H173ZM1 212H2V211H1ZM1 212H0V215H1ZM29 212H30V211H29ZM31 212H32V211H31ZM31 212H30V213H31ZM38 212H40V211H38ZM38 212H37V214H40V213H38ZM46 212L48 213L49 211H46ZM46 212H45V215H46ZM74 212H75V211H74ZM129 212H130V211H129ZM16 213H17V215H18V212H16ZM33 213H34V212H33ZM49 213H51V212H49ZM69 213H68V214H69ZM76 213H77V212H76ZM123 213H126V212H123ZM127 213H128V212H127ZM139 213H140V211H139ZM6 214H7V213H6ZM27 214H28V213H27ZM37 214H36V215H37ZM59 214H60V213H58V216H60ZM62 214H61V216H62ZM64 214H67V213H64ZM64 214H63V215H64ZM130 214H131V213H130ZM133 214H136V213H133ZM144 214H145V213H142V215H144ZM173 214H174V213H173ZM250 214H251V213H250ZM31 215H32V213H31L29 216H31ZM45 215H44V218H43V219H46ZM50 215H51V214H50ZM53 215H57V214H52L51 216H53ZM136 215H137V214H136ZM178 215H179V214H178ZM7 216H8V215H7ZM18 216H19V215H18ZM18 216H17L16 218H18ZM33 216H34V215H33ZM33 216H32V217H33ZM38 216H39V215H38ZM61 216H60V217H57V218H59V220H60V219H61ZM71 216H72V215H71ZM131 216H133V215H131ZM2 217H3V216H2ZM4 217H5V216H4ZM27 217H28V216H27ZM32 217H31V218H32ZM39 217H41V216H39ZM39 217H37V219H39ZM42 217H43V216H42ZM48 217H50L49 214H48ZM53 217H54V216H53ZM55 217H56V216H55ZM128 217H129V216H128ZM145 217H146V216H145ZM147 217H149V216H147ZM147 217H146V218H147ZM6 218H7V217H6ZM28 218H30V217H28ZM62 218H63V217H62ZM64 218H65V217H64ZM197 218H198V217H197ZM33 219L35 220V216H34ZM37 219H36L35 221H38ZM43 219H42V220H43ZM55 219H56V218H55ZM137 219H138V218H137ZM200 219H201V218H200ZM5 220H6V219H5ZM10 220H11V219H10ZM17 220H19V219H17ZM30 220H31V219H30ZM46 220H47V219H46ZM135 220H136V219H135ZM142 220H143V219H142ZM146 220H147V219H146ZM184 220H185V219H184ZM23 221H24V220H23ZM39 221H41V219H39ZM49 221L51 222V224H53L52 222H54V221L56 222V221H58V219H57V220H51V219L49 218ZM188 221H189V220H188ZM2 222H3V221H2ZM11 222H12V221H11ZM27 222H28V221H27ZM29 222H30L29 224L32 225V222H31V221H29ZM46 222H47V221H46ZM118 222H119V221H118ZM120 222H121V220H120ZM133 222H134V221H133ZM180 222H181V221H180ZM24 223H25V222H24ZM38 223H39V222H38ZM43 223H45L44 220H43ZM47 223H48V222H47ZM116 223H117V222H116ZM143 223H144V222H143ZM12 224H13V223H12ZM16 224H18V222H17ZM16 224H15V225H16ZM35 224H36V223H35ZM51 224H48V226H47V224H44V226H42V225H41V226L44 227V228H45V227L49 228V225H51ZM187 224H188V223H187ZM33 225H34V224H33ZM45 225H46V226H45ZM113 225H114V224H113ZM145 225H146V224H145ZM147 225H148V224H147ZM179 225H181V224H179ZM183 225H184V224H183ZM52 226H53V225H52ZM52 226H51V227H52ZM188 226H189V225H188ZM196 226H198V225H196ZM4 227H5V225L3 226V228H4ZM6 227L9 228L8 225H6ZM6 227H5V228H6ZM15 227H16V226H15ZM27 227H28V226H27ZM32 227H33V226H32ZM86 227H87V226H86ZM86 227H85V228H86ZM199 227H200V226H199ZM47 228H45V231L48 230ZM88 228H89V226H88ZM191 228H193V227L190 226V229H191ZM244 228H245V227H244ZM10 229H11V228H10ZM19 229H21V228H19ZM25 229H26V227H25ZM42 229H43V228H42ZM42 229H41V230H42ZM50 229H51L52 231H51ZM50 229H49L50 232L53 233V232H54L53 227L50 228ZM193 229H195V228H193ZM193 229H192V230H193ZM3 230H4V229H3ZM17 230H18V229H16V231H17ZM28 230H29V229H28ZM32 230H34L35 235H36V231H35V230H37V229L34 228V229H32ZM4 231H5V230H4ZM12 231H13V230H12ZM12 231H11V232H12ZM20 231H21V230H20ZM23 231H24V230H23ZM37 231L39 232V230H37ZM86 231H87V230H86ZM86 231L84 230L85 233H86ZM144 231H145V230H144ZM147 231H148V230H147ZM185 231H186V229H185ZM13 232H14V231H13ZM17 232H18V231H17ZM17 232H16V233H17ZM25 232H26V231H25ZM47 232H48V231H47ZM50 232H49V235L51 234ZM90 232H91V231H90ZM189 232H190V231H189ZM242 232H243V231H242ZM0 233H1V232H0ZM3 233H4V236H5V232L2 231V234H3ZM7 233H8V232H7ZM18 233H19V232H18ZM39 233H40V232H39ZM148 233H149V232H148ZM193 233H195V231H193ZM193 233H192V234H193ZM197 233H198V232H197ZM238 233H239V232H238ZM8 234H9V233H8ZM40 234H41V233H40ZM40 234L37 233L38 236H39ZM86 234H88V233H86ZM20 235H21V232H20ZM25 235H26V234H25ZM37 235H36V236H37ZM42 235H43V234H42ZM42 235H41V238H42ZM46 235H48V233H47ZM229 235H230V234H229ZM0 236H1V235H0ZM4 236H1L0 238L3 239ZM16 236H17V235H16ZM36 236H35V238H36ZM38 236H37V237H38ZM51 236H52V235H51ZM186 236H187V234H186ZM226 236H228V234H226ZM11 237H13V236L11 235ZM11 237H10V239H12ZM49 237H50V236H49ZM190 237H191V235H190ZM5 238H6V237H5ZM7 238H8V236H7ZM16 238H17V237H16ZM31 238H32V237H31ZM31 238H30V239H31ZM38 238H39V237H38ZM45 238L47 239L48 237H45ZM193 238H194V237H193ZM22 239L26 240L24 237H23ZM33 239H34V238H33ZM36 239H37V238H36ZM36 239H35V240H36ZM42 239H43V238H42ZM48 239H50V238H48ZM190 239H191V238H190ZM222 239H224V238H222ZM4 240H5V239H4ZM24 240H23V241H24ZM39 240H40V238H39ZM208 240H209V239H208ZM220 240H221V239H220ZM7 241H10L9 243H11V244H12V242H13V240H9V239H7ZM7 241H6V244H9ZM32 241H33V242H32ZM32 241H31V242L33 243L32 246L35 247V245L37 244L38 241H37V240H36L37 242L34 241V240H32ZM43 241H45V239H43ZM46 241H47V240H46ZM54 241H55V240H54ZM60 241H61V240H60ZM146 241H147V239H146ZM191 241H192V240H191ZM3 242H4V241H3ZM21 242H22V241H21ZM24 242H25V241H24ZM34 242H35V243H34ZM50 242H51V241H50ZM127 242H128V241H127ZM187 242H188V241H187ZM204 242H205V241H204ZM204 242H203V243H204ZM206 242H207V241H206ZM4 243H5V242H4ZM4 243H3V244H4ZM38 243H39V242H38ZM48 243H49V242H47V244H48ZM56 243H57V242H56ZM188 243H189V242H188ZM44 244H45V243H44ZM191 244H192V243H191ZM9 245H10V244H9ZM24 245H27V243L24 244ZM24 245H23V246H24ZM29 245H30V244H29ZM51 245H53V244H51ZM147 245H148V244H147ZM150 245H151V244H150ZM192 245H193V244H192ZM199 245H200V244H199ZM4 246H5V245H3V247H4ZM7 246H8V245H7ZM27 246H28V245H27ZM27 246H26V248L28 249L29 246H28V247H27ZM30 246H31V245H30ZM32 246H31V247H32ZM42 246H43V245H42ZM53 246H54V245H53ZM194 246H195V245H194ZM3 247H2V249H3ZM12 247H13V246H12ZM12 247L9 246L8 249H10V248H12ZM21 247H22V246H21ZM24 247H25V246H24ZM31 247H30V248H31ZM43 247H44V246H43ZM5 248H6V246H5ZM26 248H24V249L26 250V253H27L28 251H27ZM201 248H202V247H201ZM0 249H1V247H0ZM12 249H13V248H12ZM12 249H11V250H12ZM14 249H15V248H14ZM16 249H18V248L16 247ZM20 249H22V248H20ZM20 249H19V251H20ZM36 249H37V250H36ZM187 249L189 250V246H188ZM199 249H200V248H199ZM205 249H206V248H205ZM30 250H31V249H30ZM30 250H29V251H30ZM38 250H39V248L36 247L34 251L36 252V251H38ZM192 250H193V249H192ZM194 250H195V249H194ZM196 250H197V249H196ZM211 250H212V249H211ZM211 250H210V251H211ZM7 251H8V250H6V253L9 254ZM12 251H13V253H14V250H12ZM12 251H11V252H12ZM31 251H32V250H31ZM208 251H209V250H208ZM4 252H5V251H4ZM20 252L22 253V255H23V252L25 253V251H24L23 249H22V251H20ZM20 252L18 253V258H20V257L22 256V255H20V257H19ZM39 252H40V251H39ZM41 252L43 253V252H46V251H43V250H42ZM41 252H40L39 254H41ZM88 252H89V251H88ZM98 252H99V251H98ZM98 252H97L96 254H98ZM146 252H147V251H146ZM146 252H145V253H146ZM148 252H150V251H148ZM211 252H212V251H211ZM0 253H1V252H0ZM6 253H3V251H2V253H1V255L3 254L2 257H3ZM28 253H29V252H28ZM31 253H32V252H31ZM36 253H38V252H36ZM91 253H92V252H91ZM10 254H11V256H15L16 252H15L14 255H13L12 253H10ZM32 254H33V253H32ZM34 254H35V253H34ZM43 254H44V253H43ZM25 255H26V258L32 256V255L29 256L30 254H29V255H28V254H25ZM25 255H24V256H25ZM27 255H28V256H27ZM45 255H46V254H45ZM45 255H44V256H45ZM74 255H75V254H74ZM88 255H89V254H88ZM5 256H6V255H5ZM7 256H8V255H7ZM35 256H38V255H34V257H35ZM46 256H47V255H46ZM49 256H50V255H48L47 258H49ZM51 256H52V255H51ZM72 256H73V255H72ZM9 257H10V255L8 256V259H7L6 257H3L4 260H5V262H6L7 264H9V263H8V262H9V261H8V260H9ZM73 257H74V261H75V256H73ZM187 257H188V256H187ZM191 257H192V256H191ZM0 258H1V257H0ZM15 258H16V257H15ZM37 258H38V257H37ZM40 258L42 259L41 255H40ZM44 258H46V257H43V259H42V260H43V263H44ZM76 258H77V257H76ZM6 259H7L8 262L6 261ZM12 259L14 260V258L10 257V260H12ZM23 259H25V257L22 258V260H23ZM88 259H89V258H88ZM94 259H95V258H94ZM146 259H147V258H146ZM146 259H145V261H146ZM2 260H3V259H2ZM26 260L28 261L29 259H25V260H23V262L26 261ZM38 260H39V259H38ZM45 260H46V259H45ZM71 260H73V259H71ZM84 260H85V259H84ZM99 260H100V259H99ZM141 260H142V259H141ZM16 261L18 262L19 260L16 259L15 262H16ZM20 261H21V259H20ZM31 261H33V260H31ZM31 261L29 260V262H31ZM48 261H49V260H48ZM81 261H82V260H81ZM188 261H189V258H188ZM191 261H192V260H191ZM1 262H2V261L0 260V263H1ZM5 262H4V264H6ZM23 262L21 261L22 264H23ZM29 262H25V263L29 264ZM35 262H36V261H35ZM35 262H33V263L35 264ZM50 262H51V261H50ZM78 262H80V261L78 260ZM11 263H12V262H11ZM18 263H19V262H18ZM36 263H39V264H40V262H36ZM51 263H52V262H51ZM56 263H58V262H56ZM83 263L85 264V261H83ZM86 263H87V261H86ZM31 264H32V263H31ZM41 264H42V263H41ZM45 264H47V263H45ZM78 264H79V263H78ZM80 264H81V262H80ZM88 264H89V263H88ZM94 264H97V262L95 263V261H94ZM139 264H140V263H139ZM141 264H142V263H141ZM188 264H189V263H188Z\"/></svg>",
	"mask_w": 264,
	"mask_h": 264
}]
</instances>
